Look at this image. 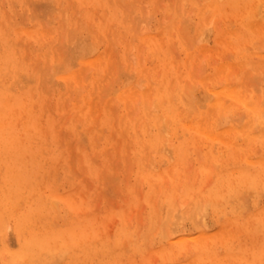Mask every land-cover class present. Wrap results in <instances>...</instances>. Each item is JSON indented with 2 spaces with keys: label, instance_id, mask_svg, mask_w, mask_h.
Segmentation results:
<instances>
[{
  "label": "rangeland",
  "instance_id": "obj_1",
  "mask_svg": "<svg viewBox=\"0 0 264 264\" xmlns=\"http://www.w3.org/2000/svg\"><path fill=\"white\" fill-rule=\"evenodd\" d=\"M3 1L4 0H0V2L2 3V4L0 3L1 4L0 5V11H1L0 12V19H1L0 20L1 21V23H0V34H1L2 29H3V31H6L8 33H12L13 29L20 30V31H18V30L15 31L12 34H13L14 39H16L17 41L20 40V42L18 41L19 44H17V48H18V51L20 54L18 56L21 59L23 58V62L21 61V59L20 60L17 59L14 63L9 62L11 69H10V67L4 68L0 72V83H2V84H0V89L1 88H4V89L7 88V91L10 92V98H11L10 99L11 100L10 106L13 108L11 113H9L7 115H0V119L2 118L1 119L2 123L9 125V127L11 128V129H5L4 130L2 128L1 122H0V133L2 131H4V132H2V139L0 141V162H1L0 167H2V169L0 168V171L2 172V173H0V181H1L0 182V235L2 233L4 237L8 236V238L6 239L7 240L6 244L8 246H10V249H11L10 252L11 253L14 251L20 252L22 242L24 243V241L26 239H29L31 237V227H33V225H32L33 221L35 223L34 227H35L36 232L39 235L41 234V236L43 235L44 238L48 236V231L52 232V233L62 232V233H65V235H64L65 237H62L65 240H57V239H54L52 236H48L49 238L46 239V241L48 242V244L50 243L51 247H53L51 253L48 255V253H44L42 251L43 254H41L40 257L36 258L37 260H35V259L31 260L30 258H32V257L29 254H26L23 257H27L25 260L29 259V261L28 262L25 261V263H22V261L24 262V260H22L23 257H21L19 259V261L17 260L14 262L13 260H11L10 252L6 251L5 252L6 257H3V256L0 257V264H11L12 262H14L13 264H32V263L34 264V262L36 264H39V263L40 264H42V263L43 264H46V263L50 264V262L52 264H58V263L59 264H88V263L89 264H130V263L148 264L147 262H149V264H152V263L153 264H164V263L165 264H175L176 262H177V264H190L192 262V260L194 262L195 259H196V262H194V263L192 262L193 264H195V263L196 264H215L213 262L215 260L214 259L215 256L223 257L221 259L223 261H219L221 264H240V262L243 261V259H245V261H246L245 264H264V258H263L264 257V255H263L264 254V245H263L264 244V213H262V210L264 211V207H263V205H264V188H262V187L259 188L258 192H255V195L252 193H249L248 191H246L247 190V187H246L247 182H245L244 179H242L240 177L241 176L240 167L242 166V163L245 162L246 156H248L246 153H248L250 155H253V153L255 155H257V154L261 155L262 149H264V147H263L264 146V138L258 136V135H260L258 133L260 127L255 128V132H253V134L255 133V135H256L255 139H253V140L250 139L249 143H248L249 145H246V143L241 145L244 147V149H243V147H240V144L235 143L234 149H235L236 154L232 153V149L230 148V146L227 145L226 142H224V141L221 142L219 140V138H216L214 140L209 139L210 141L205 139V141H204V140L200 139L201 137L198 134L199 136H197V138L195 140H192L191 143L189 142L190 147H189V151L187 152L188 154L186 157H185L186 153L182 156L180 164H177L174 166L173 163L175 162V159L172 158V159H170L171 163H168L167 165H164V166L161 165L160 170H162L163 172L162 171H160V172L164 173V174H161V175H163V177L160 179H156L157 182L155 181L154 185L151 186L150 181L147 182V180H145L144 177L139 173L140 169H142V167L140 166L141 165L140 160L144 159L146 163H149L148 167H150V168H152L150 166V164L152 165V163H151L152 160L154 163L160 164L161 161L159 159H160L162 152H157V149H158L157 147H152L149 145L150 141L154 139V137L157 135V133H159L160 130L156 126H153V127L151 126L154 129V131L156 130L154 132L155 135L153 136V138L150 136V134L147 135V132L144 130V127L147 125L150 126L149 123H151V122L149 120H147V118H146V117H148V115L147 114L145 115L143 112V102L140 98H138L139 100H137L135 102L134 108H133V111L134 110L135 111L140 110V112L138 114H137V112L136 113L133 112L134 114L130 113L129 115L131 117L129 116L128 117L129 120H126V119H123V117H122V115L125 113V110H126L125 109L126 104L121 100H119L120 101L119 102L117 97H116V95L119 94L121 91L120 90V91L116 92V90L119 88L120 85L123 84V82L126 80L125 78L128 77V74H130V66L127 64V62H128L127 60L130 59L132 64L134 62H135L134 64H136V62H138L139 60L140 61L143 60V62H145V64L149 66V68L146 69V71L143 73V75L144 76L146 75V77H147V75L150 74L151 77H153V76L155 77V80L153 83L154 88L156 89L157 87L163 85L164 86L163 88H166L165 89L166 93L168 95L170 93H171V95H173V96L170 95L171 98H173V100L171 102L175 103V104L177 103L178 106L181 108L178 111L179 115H181L180 114L181 112L183 113L181 116L178 115L180 117V118H178L179 124H181L184 121L185 117L187 116V114H186L187 106H185V105L189 104L190 107L197 110L200 105L205 103L206 100H205V98H203V95H204V91L206 88L202 84V82H200V81L205 76H207V74H213L214 73L212 71L213 70L212 69L213 68V62L216 61L215 64H220L221 58H223V57H226L225 60H227V61H231V62L236 61V53L238 51H237V48H235L236 46L234 45V43H233L234 48L231 45L225 49L222 47L221 44L217 43V41L215 39V35L212 32V34L209 37V41H210L209 48H210V50L208 49L207 51H205L203 53V55L201 56L202 58L200 57L201 59L197 60L198 63H196L194 66L195 68H193L195 70H191L192 71L191 73H189V74L186 73L187 70H185V67L181 66L180 72H184V71L185 72L181 75L180 78H177L174 73H167V69L164 67L163 60H161L159 57V55H161L162 53L161 54H155V53L150 52L151 51L150 49H155V46H156L155 43H153V42L152 43L142 42L141 44H143V45H140L141 48L137 46L140 43L139 36H141L144 32H146L148 30L152 34L156 35L155 38L160 39L159 41H161V49H162L161 51H164V53H171L172 52L174 54V56L178 57L177 58L178 60H183V58L186 57V52L182 49L183 44H186V43H183V42L184 41L188 42L187 39H189L190 35H193V33L190 32L189 28L187 29L186 27H188V25L190 24L189 27L192 28L191 25L193 26V23H195V21L198 20L197 15H196L198 10H192V5H193V4H191L192 0H187L185 8H183V9L181 8V3L179 0H174V1L173 0L172 1L171 0H166V1L165 0H158V1L156 0L157 3L159 2L161 4V5L159 4L160 5L159 7H157V3L155 2V0H142V1L141 0H138V1H135V0H119V1L112 0L113 5H111L112 3H110L111 2L110 0H99L98 3H96V4H95V2H96L95 0H52V1L51 0H49V1L48 0H37V1L36 0H28V1L27 0L26 1L25 0H5L4 2L6 5H3L4 4ZM42 1H43V3H42ZM47 1L52 2L51 4H53V3H55V4L50 6V5H48L50 3H47ZM102 1H103V4H102ZM122 1H123V5H121ZM132 1L137 4V8H136V4H134V7H130L131 3H128V2H132ZM219 1H220L219 4H222L223 0L222 1L219 0ZM11 2H13V3H11ZM14 2H15V6H14ZM24 2H28L27 5ZM37 2L38 3L40 2L42 4L39 3L40 4L39 5ZM116 2H120V3L118 4ZM173 2H174V4H173ZM201 2H202L201 7L206 6V8L208 9V14L211 17H214L215 21H217L219 19L218 20L220 23L219 25H221L220 31H224L226 28L227 29L229 28L232 30H237V29L243 30L244 29L242 27L241 23L238 22L240 20H235L234 16H231L233 18V20H230V19H232L231 17H229L226 13H222L220 10H218L219 4L213 3V1H210V0H201ZM256 2L258 3V1H256ZM69 3H70V6H69ZM169 3L172 4L173 7ZM22 4H23V6H22ZM163 4H164V6H162ZM208 4H210V6H208ZM256 4H254V5H256ZM31 5H33V6H31ZM56 5L57 6L61 5L62 7L60 6V7L56 8L57 7ZM85 5H86V7H85ZM140 5H142V8ZM36 6L37 7L41 6V8H38L40 10H37ZM52 6H54V9L56 8L55 11H53ZM153 6L156 7L153 9L156 11L158 10V12H156V11L152 12V10H150L151 14H148L146 12L143 15L145 17L143 19H141L143 17L142 14L145 12V9H146V11H147V9L149 11V9H152ZM2 7H5V8L2 9ZM14 7H15V9H14ZM83 7L86 9H84ZM128 7H129V10L126 11ZM178 7H179V9H178ZM172 8H173V10H172ZM180 8H181L182 12H181ZM189 8H191V9H189ZM41 9H43V10H41ZM176 9H178V11ZM34 10L37 13H39L41 11L39 13V14H41V15H39L41 17H39L38 14L34 12ZM46 10L48 13H46ZM190 10H192L191 11L192 13L190 12ZM227 10L230 11L229 9H227ZM4 11H6V13L7 12L8 13L6 14ZM17 11L20 13V15H18V14L13 15V13H17ZM42 11L43 12L45 11V13H43ZM186 11H188L189 13ZM125 12H127V14ZM159 12H161V13L163 12L162 13L163 16H161L162 14ZM178 12H180V13L177 14ZM29 13L31 16H34V17L31 18ZM166 13L168 15H166ZM35 14H37V15H35ZM154 14H156V15H154ZM127 15H131V16L134 15L133 17L136 16L135 19L134 18L133 19L137 22H134V20H133V23H132L131 18L129 17L130 19H128ZM36 16H37V19H36ZM138 16H139V18L140 17L141 18L140 19L137 18ZM165 16H167L168 18L167 17L165 18ZM193 16H194V18H193ZM12 17H13V19H12ZM14 17H16V18H14ZM73 17H75V18H73ZM91 17H92V19H91ZM147 17H148V19H146ZM181 17H183V18H181ZM219 17H223V18H219ZM2 18H5V19H2ZM10 18L12 20H15V19L16 20L12 21ZM95 18H96V20H95ZM123 18H125V19H123ZM158 18H159V20H158ZM160 18H161V21H163V23L160 21ZM21 19L24 23L19 21ZM24 19H26V20H24ZM50 19L53 21L51 22ZM127 19H128L127 26H125L126 22L124 23L123 20L126 21ZM257 19L259 20L260 29H258V31L256 33L250 34L249 35L250 38H247V39L251 40V36L254 40L258 36L259 37L256 39V41L251 40L250 42H252V44H250V46H249V43H250L249 40H248L249 43L246 42L247 41L246 40L243 42L246 44H244L243 46L241 45L242 47L245 46L244 48L247 47L248 50L251 52L258 50V48H259L258 46H261L260 44H263V42H264V38H263L264 37V34H263V31H264V14L259 13L257 16ZM9 20H11L12 22L11 21L8 22ZM40 20H42V21H40ZM48 20H50V21L48 22ZM186 20H189V22ZM16 21L17 22L19 21L18 25H16L17 23L15 24ZM139 21L142 22V24ZM155 21L156 22L160 21V23L159 22L156 23ZM164 21L166 23H164ZM4 22H5L6 26H5ZM26 22H27V24H26ZM228 22H231V23H228ZM13 23H14V25H11ZM20 23H22V24H20ZM45 23H47V24H45ZM81 23H83V24H81ZM137 23L140 24L139 26H141V27L144 25L141 28L142 30H140V27L138 25L136 27H133ZM186 23H187V26H186ZM2 24H4L3 28H2ZM8 24H10V25L8 26ZM80 24L82 27L80 26ZM84 24H86V25H84ZM123 24H124V26H122ZM128 24H129V26H128ZM160 24H163V25H160ZM183 24H185V27L183 26ZM75 25H78V26H75ZM130 25H132V26H130ZM148 25H150V30L146 29V26H148ZM179 25H180V29L178 27ZM85 26H86V28H85ZM8 27H9V29H8ZM87 27L91 31L90 30L88 31ZM137 27L139 28V30ZM181 27H182V29H181ZM70 29H72V30H70ZM77 30H78V32H77ZM86 30H87V32H86ZM125 30H126V32H124ZM170 30H171V32H170ZM40 31L43 32L42 35L40 34ZM72 31H73V34L68 35V33L69 32L72 33ZM93 31H94V33H93ZM95 31L96 32L100 31V32L96 34ZM135 31H137L139 33L135 32ZM179 31H180V33H182L183 31H187V32H183L182 36L183 35L184 36L180 37L181 34L179 33ZM44 32H46V33L44 34ZM90 32L92 33V35ZM114 32H116V33H114ZM129 32H130V34H129ZM133 32H135V35H133L134 34ZM16 33H19L20 35L19 34L16 35ZM79 34H81V35H79ZM120 34H121V36H123L122 38H121ZM107 35H108V37H107ZM188 35H189V37H187ZM78 36H80L81 38H79ZM118 36L120 38L117 39ZM261 36H262V38H261ZM0 37H1V35H0ZM82 38H85L84 39L85 41L87 38L89 41H92L91 43L94 42L95 45H98L99 52L105 51L106 54L112 55L111 62H110L111 63L110 68L106 71V75L103 76V80H102L101 84L97 87V89H96L97 93L94 91L91 93V91H92L91 80H92V76H93L94 72L96 71V67L88 69L89 71H87V69H84V70L82 69L80 71V74H79L80 75L79 82H77V83L67 84V83H65V81L63 79L60 78V76L65 72L63 69L65 67H67L68 63L71 60H74V59L76 60V57L78 56L77 53L79 50V43H80V40H82ZM71 39H72V41H71ZM93 39H94V41H93ZM99 39H100V41H99ZM88 40L86 42L88 44H90V42H88ZM117 40L119 43L117 42ZM131 40H133V42ZM234 40H237V39L234 38ZM257 40H258V42H257ZM260 40H261V42H260ZM47 41H48V43H47ZM96 41H98V42H96ZM170 41H171V45L169 44ZM100 42H102V43H100ZM113 42H114V45L112 44ZM253 42H256L257 44L253 43ZM20 43H22V44L20 45ZM23 43L26 45H24ZM132 43L134 46L132 45ZM45 44H47V45H45ZM173 44L176 46H174ZM75 45H76V47H74ZM115 45L117 47H115ZM24 46H26V48ZM113 46H114L113 50H115L116 52L111 50V47H113ZM143 46H144V48H143ZM0 47L2 48V45H0ZM125 47H127V50H128L127 54L131 52L129 55L131 56V58L134 62H132L129 55H128L129 58H127V60L124 59V57L122 56V53H123ZM173 47L174 48L176 47V50H174ZM34 48L36 49L35 51H33ZM51 48H53L52 51H51ZM115 48H117L118 50ZM142 48H143V51H142ZM168 48H171V49L168 51ZM230 48L231 49L233 48V50H230ZM192 49H195V47H193ZM218 49H220V51ZM25 50L28 52H26ZM54 50H56L57 52L55 51L56 52L55 53ZM71 50H72V52H71ZM23 51H24V53H23ZM138 51H141V52L138 53ZM116 53H117V55L115 56ZM141 53L143 55H141ZM145 54H148V55H145ZM226 54L227 55L230 54V56L227 57ZM140 55L143 58H141V57L139 58ZM211 55H212V57H211ZM117 56L119 58H117ZM203 56L207 57V59L204 58ZM53 57H54V59H53ZM219 57H220V59H219ZM57 58L60 60V61H58V63L60 62L59 64L57 62H55L56 60H58ZM61 58H63L65 61L63 60V62H62ZM116 58H117V60H116ZM209 58L212 60H210ZM257 58H256V60H259V58L258 59ZM61 62H62V64H61ZM204 62H206V63L204 64ZM18 63H19V65H18ZM20 63H22V65ZM53 63H55V65H56V66L54 65L55 67L52 65ZM65 63H66V65H65ZM116 63H119V64L122 63L121 64L122 67H121V65L120 66L118 64L116 65ZM207 63H210V64L207 65ZM123 64H124V66H123ZM20 65H21V67H19ZM61 65H63L64 68H62ZM73 66H74V64L72 65V67L71 66L70 67L74 68V69L79 67V65H75V67H73ZM116 66H118V67H116ZM201 66H203V67H201ZM17 67L20 68V69H18L19 72L15 71V69ZM24 67H25V70H27V72L24 70ZM197 67H199V68H197ZM32 68H33V70L37 69V71L33 72V70H31ZM115 69L117 70V72ZM200 69L203 73L200 71ZM260 69H261V72H260ZM8 70H10V72ZM50 70H51V73L48 72ZM53 70H55V71H53ZM57 70H60V71L62 70V72H58ZM42 71L44 73L43 74L44 76H41ZM134 71H136V69ZM150 71H151V73H150ZM29 72H31V73H29ZM57 72H58V74H57ZM196 72H198L199 75ZM245 72H246V70H245ZM258 72H259V74H258ZM84 73H87V74L85 75ZM134 73L137 77H135V79L132 80L133 83L138 82V80H139L138 76L142 75V74H138L137 72H134ZM6 74H7V76H6ZM30 74H32L33 76H31ZM55 74H56V76H55ZM251 74H252V76H251ZM260 74H261V76H259ZM21 75H22V80L19 79L20 77H18ZM23 75H24V79L26 81L29 80L30 83H28V85H26V83L23 84L24 82H26L23 79ZM29 75H30V77H29ZM194 75H196V76H194ZM253 75L254 76L256 75L255 78L253 77ZM26 76H27V78H31L32 81H30V79H26ZM85 76L87 78V81H85V80L83 81V79H86ZM33 77H34V79H33ZM41 77H42V79H41ZM165 77H166V79H163ZM15 78H16V80L19 81L18 82L19 85L17 84V81L14 80ZM247 78H248L247 83L249 84V82H251V85L249 84L250 86H252V85L254 86L255 84H258V87L256 85V87L254 86V88L260 89L261 92L264 90V79H262V78H264V59H261L260 63H258L254 68L249 69V72L247 73ZM256 78L258 80L260 78V80L258 81ZM20 80L22 83L20 82ZM109 80H110V82L112 81V84H109L110 83ZM120 80H122V81H120ZM89 81H90V83H89ZM188 81H190V82H188ZM209 81H211V80L209 79ZM39 82L41 85L39 84ZM47 82H48V84H47ZM59 82H60V85H58ZM142 82H143V84H145V79ZM175 82H176V84L174 85ZM252 82H255V84H253ZM13 83H15V84H13ZM20 83L23 86L20 85ZM61 83H62V86H61ZM103 83L105 84V86L103 88H101L103 86ZM34 84H35V86H34ZM42 84H44V85H42ZM192 84H193V86H192ZM172 85H174L173 88H172ZM19 86H21V88ZM38 86H40V88ZM42 86H45L44 88H46V89H44ZM259 87H261V88H259ZM30 88H32V89H30ZM107 88H109V89H107ZM190 88H192V89H190ZM43 89H44V91H43ZM80 89H81V91H80ZM82 89H86V90L82 91ZM199 89H201V90H199ZM100 90H101V92H100ZM31 91L34 93H32ZM75 91H77V92H75ZM153 91H154V93L150 92L151 94L149 97V102L155 101V98H153V97L157 98L156 91L155 90H153ZM182 91L184 93H186V92L187 93L184 94ZM90 93L92 94L91 96H93V99L91 100L92 102L88 104L87 100H88V96ZM263 93H264V91L262 92V95H264ZM31 94H33V96H31ZM74 94H76V95H74ZM194 94H195V96H194ZM24 96H25V98H24ZM67 96H69L70 98ZM75 97H76V99H74ZM191 97H193V98H191ZM100 99H101V101H100ZM182 99H183V101H182ZM117 101H118V106H116ZM64 102H66V105ZM232 103H233L232 99H229L228 102H226V104L228 105V107H227L228 109L225 108L224 112H222L221 114L216 113V115L215 114L213 115L212 120H213V122L216 120L214 122L215 125L217 124L216 122H219L220 124L217 125L218 127L222 126L223 128H226L227 126H229L230 122L229 123L224 122V123H226V125L225 124L223 125V122H221V121L225 120L226 115H228L229 113H232L229 115L234 116V113L241 112L242 109L244 108L243 106H240V107L236 106L237 108L235 109L234 104H232ZM195 106H197V108ZM183 107H184V109H183ZM106 108H107V110H106ZM238 108H240V109H238ZM232 109H234L235 112ZM98 110H99V112H98ZM227 110H229V112H227L224 115L225 111H227ZM13 112H14V114H13ZM22 114H23V116H22ZM96 114H99V115H96ZM114 114H116V115H114ZM222 115H223V117H222ZM217 116H218V118H217ZM79 117L82 119H80ZM181 117H184V118H181ZM76 118H78L77 119L78 121L76 120ZM108 118H110L111 120L108 121L107 120ZM142 118L143 119L146 118V119L143 120ZM95 120H97V122ZM146 120H147V122H145ZM64 121H65V123H64ZM137 121H138L139 125L137 124ZM113 122L115 123V125L112 124ZM235 122L237 123V120ZM62 123H64V125ZM108 123H109V125H108ZM129 123H131V125H128ZM135 123L137 126L134 129L133 124H135ZM144 124H146V125H144ZM240 124H243V123L240 122ZM77 125H80V126L76 127ZM70 127H71V129H70ZM85 127H87V130H89V131H86ZM104 127H105V130H104ZM60 129H62V130L64 129L65 131L67 130L65 132L66 134L64 133V131L62 132ZM81 129H82V131H81ZM12 130L14 131L13 132L14 135H12L10 133V131H12ZM106 130H108V131H106ZM124 130L127 133L124 132ZM122 131H123V133H121ZM139 131H141V133ZM79 132H80V134H79ZM82 132L83 133L85 132V134H82ZM61 133H63V134H61ZM102 134H103V136H102ZM120 135H121V137H119ZM129 135H131V136L129 137ZM231 135H232V133H231ZM77 136H79V137L82 136V137L79 138ZM108 136H111L112 138L108 137ZM124 136H126V137H124ZM191 136H192L191 134L187 133L185 135V138H187V139L189 138L191 140L192 139ZM231 137H230V139H231ZM61 138H63V140H61ZM132 138H134V139H132ZM76 139L80 140L81 142L78 140L76 141ZM130 139L132 140V142ZM182 139H184V138L182 137L181 140ZM197 139L199 142L197 141ZM46 141H47V143H45ZM86 141H88V142H86ZM113 141H115V142H113ZM127 141H128V143H127ZM133 141H134V143H133ZM242 141L243 140H241L240 142H242ZM63 142H65V143H63ZM69 142H71V143L69 144ZM120 143H122V144H120ZM126 143L129 144V146L126 145ZM132 143L134 145H131ZM95 144H97V145L95 146ZM195 144H197L198 147ZM250 144H251V146H250ZM81 145H83V146H81ZM88 145H91V146L88 147ZM139 145H142L143 147L140 146L141 147V149H140ZM146 145L149 146V148H147ZM201 145H202V148L200 147ZM107 146H108V148H107ZM7 147H8V149L5 150V148H7ZM105 147H106V149H105ZM195 147L198 151L199 150H201V151L197 152ZM245 147L248 149V151L246 150ZM261 147H262V149H261ZM64 148H65V150H64ZM143 148H144V151H143ZM90 149L92 151V155H90L91 154V152H89ZM104 149L106 152L103 151ZM213 149L215 151H213ZM251 149L252 150L255 149V150L252 151ZM97 150L98 151L101 150L102 152H98ZM129 150H130L131 154H129V152H127ZM148 150H149V153H148ZM5 151H8L7 153H9L10 151H12V152H10L8 155H6L7 153H5ZM224 151H225V153H224ZM255 151H257V152H255ZM103 152L106 154H104ZM125 152H126L125 157H129L128 159L123 156L125 154ZM97 153H98V155H97ZM99 153H101V154H99ZM146 153H148V154H146ZM153 153H155L156 155L155 154L153 155ZM127 154H129V155H127ZM134 154H136V155H134ZM207 154H212L215 157L218 155L221 157H219L220 160H218L217 157L212 158L210 160L212 162H210L207 159ZM219 154H221V155H219ZM14 155H15V157L20 156V160L22 161V163H25L26 166L24 167V171H21V168L18 167V166L21 167L22 166L21 164H19L13 171H10V172H8L7 165H2L3 163L1 160L3 157L7 158L9 161L10 160L12 161L14 159ZM70 155H71V157H70ZM104 155L106 157H104ZM145 155H147V156H145ZM240 155H241V157H240ZM5 156H7V157H5ZM61 157H62V159H61ZM69 157L72 158V162H74V163L69 161L70 160ZM88 157H91V158L88 159ZM94 157H96L98 162L95 160H93V162H92V158H94ZM150 157H153L154 159L153 158L150 159ZM199 157H200V160H199ZM253 157H254V155H253ZM201 158H203V159H201ZM100 159H101V161H100ZM133 159H135L134 162H133ZM146 159H148V160H146ZM15 160L17 161V159H15ZM157 160H159V161H157ZM224 160H225L226 164H225ZM80 161L83 163H81ZM130 161H131V164H130ZM185 161H187V162H185ZM189 161H190V163H189ZM184 162H185V164H184ZM206 162L209 163V166H207L209 168H207L204 165ZM214 162L216 163L217 168L214 167L215 166V164H213ZM59 163H61V165ZM207 163H206V165H208ZM211 163H212V165H211ZM67 164H69V165H67ZM83 164H86V166ZM172 164H173V168H174L173 170L171 168ZM187 164H188V166H187ZM64 165L67 167H64ZM99 165H101V166H99ZM104 165H108L110 167L104 166ZM190 165H192V166H190ZM83 166H85L87 170ZM168 166L170 167L169 169L171 170L170 173H172V171H174L173 174L175 176H173L172 174H169V171H166L168 169ZM197 166H198L197 169H198L199 174H200L199 177H198V172L196 173V170H197L196 167ZM236 166L238 167L237 169H239L240 171L236 169ZM56 167L57 168L59 167L58 168L59 171ZM70 167L73 168L77 174H79V177L78 176L73 177L72 173H75V172H73V169H71ZM165 167H166V169H165ZM210 167H213V169L215 168L212 171V173L209 172V170L210 171L212 170V168H210ZM260 167L263 171H261L262 175L259 177L258 182L261 185L262 184L264 185V166H260ZM187 168H189V170L190 169L191 170L190 171L186 170ZM230 168L231 169L233 168L235 171H232L233 169L231 170ZM82 169H83V171H82ZM116 169H119V170H116ZM129 169L132 172L131 171L129 172ZM45 170H46V172H49V170H50V172H49L50 175H49V173H46ZM55 170H57V171H55ZM86 171L88 172V174L86 173ZM102 171H103V173H102ZM104 171H105V173H104ZM148 171H149V169L146 170L145 172H148ZM179 171L182 173L180 174ZM223 171H225V178L224 179H223V177H221ZM56 172H58V173L60 172L59 177H56L57 176ZM115 172H116V174H114ZM188 172L190 175H188ZM23 173L26 174L25 180L23 182H21V185L20 184L18 185L17 190H14L15 187L13 188L12 183H15V182H13L11 176L16 177L19 174H23ZM67 173H70L69 174L70 176L67 175ZM98 173H99V176H98ZM186 173H187V177H188L187 179L188 180L186 179ZM47 174H48V177H47ZM85 174H87V175H85ZM166 174L168 175V177L166 176V179H165L166 181H165L164 178H165ZM194 174H196L197 177ZM71 175H72V177H71ZM105 175H106V178H105ZM107 175L110 176V178L107 177ZM126 175H127V177L125 178ZM137 175L138 176L140 175V177H138ZM181 175H182L183 179L180 177ZM50 176H51V178H50ZM74 176H76V174ZM118 176L121 178V180L118 179L119 178ZM114 177L116 178L115 182L113 179ZM194 177H196L197 179L194 180ZM208 177H211V178L208 179ZM232 177H234V178H232ZM122 178L123 179L125 178L124 179L125 182H124V180L122 182ZM138 178H140V180ZM108 179H110V181L113 179L112 180L113 184H111L112 182L110 183V181ZM39 180H41V181H39ZM117 180H119V182ZM179 180H181V181L183 180L181 183V186H183V187L179 186L180 185ZM185 180L190 181V182H186ZM193 180H194L195 184L193 183ZM207 180H208V182H207ZM54 181L59 183V187H57V189H56V186H58V184H56ZM74 181H75V183H74ZM138 181H140L141 183H139ZM159 181L162 183V185ZM234 181H235V183H234ZM165 182H167V184ZM178 182H179V184H178ZM231 182H232V185L230 184ZM26 183H27V185H26ZM114 183H116V184L114 185ZM120 183H121V185H120ZM164 183L166 185H163ZM169 183H171V184H169ZM54 184H55V186L53 188ZM62 184H64L65 186L63 185V187H62ZM137 184L138 185L141 184L142 188L140 186H138ZM244 184H245V186H244ZM156 185H158L157 187H159V189H157ZM168 185H171L172 187L170 186L171 187L170 188ZM203 185H206V186H203ZM35 186H36V188H35ZM43 186H44V188H43ZM107 186L109 188H106ZM135 186H136V189L138 188L139 190L138 189L136 190ZM188 186H190V190H192V192H190V190H188ZM81 187H82V189L83 188H85V189L82 190ZM111 187H112L113 191H112ZM125 187H126V189H125ZM167 187H168V189H166ZM178 187H179V189H178ZM202 187H203V189H202ZM232 187H234V188H232ZM239 188H240V190H239ZM244 188H246V190ZM77 190H78V192L76 193L75 191H77ZM126 190L127 191L130 190L133 193L130 191H128L129 192L128 193ZM134 190H136L137 192L141 191L142 192L141 196L139 195L140 193H138V195H137V192H135ZM165 190H168V191H165ZM174 191H176L177 194L174 193ZM153 192L156 193L158 196L156 194H155L156 195L155 196ZM165 192H167V194H165ZM189 192H190V198H188ZM193 192H195V193L193 194ZM200 192H202L201 194H202L203 198H206L207 200L209 198V201H206L204 199L206 202L203 203L204 200H202V196H201V198L199 196ZM231 192H233V194L235 192L237 193V195L235 194V197L234 196L231 197L232 198L231 200L234 199V202L226 199L228 194H231ZM241 192L244 194H245V192H247V193L244 195ZM259 192H262V194H260ZM31 193L32 194L34 193V194L32 195ZM67 193L69 196L74 194V196H72V197L70 196L71 200H73V202L70 206L66 205L64 203V201L62 199H60V196H59V195L67 194ZM81 194H83L84 197ZM124 194H125V198H124ZM43 195H44V198H43L44 200L42 199ZM163 195H165L164 198H163ZM175 195L177 196V198ZM241 195H242V197H241ZM5 196L7 197L6 200H4ZM24 196H25V198H24ZM132 196H133V198H132ZM138 196H140L141 199ZM185 196L187 197V198H185L187 204H185V206L182 208V210L180 212H182L185 207L187 209V205H189L190 207L188 206V209L186 210L185 213H187L190 217L195 216V219L192 218L191 221H193V219H194V222L198 221V223L195 222V224H194V222H192V224H191V221L189 220L191 218L187 217L188 215L185 214V215H187L186 219L188 221H186V219H183L182 225L184 227H186V229H187V231H185L186 234H189L191 232L194 235H199V236H197L198 239H196L198 241H195L193 239L194 235L190 234L187 236H189V240H191V241H189V240H187V241H189V243L191 245L187 241H185V243H183V245H180L181 247L173 246V248H175L176 250L175 249L172 250L171 247H170L171 250L168 249L169 247L165 248L163 250L164 246H166V244H168V240L166 237L167 236V229L164 228L165 227L164 226V224H165L164 220H166V218H167L166 213L168 210L167 209L168 206H165L164 204L168 203V199L175 197L173 205L175 204V201H178L179 203L176 202V205H174V206L179 207L181 202H185V200H183ZM236 196H237V198H236ZM255 196L257 199L255 198ZM150 197H152V198H150ZM153 197H154V199H153ZM224 197H225V199H224ZM149 198H150V200L153 201V202L151 201L152 204L155 203V201H156V204H154V210L156 209V206H157L156 211L151 210V209H153L152 208L153 205L150 204ZM192 198H193V201L191 200ZM198 198H200L199 201L197 200ZM57 199L59 200V202L57 201ZM92 199L94 201V205H93ZM210 199H212V200H210ZM218 199L220 200L221 204L219 203ZM223 199H224V201H223ZM241 199L244 200V204L242 203L243 200H241ZM17 200L18 201L20 200L21 203L17 202ZM51 200H53V202H51ZM133 200H134V202H133ZM201 200H202L203 204L201 203ZM97 201H98L99 205L95 204V203H97ZM189 201L191 202L190 203L191 205L189 204ZM210 201H211L210 207L208 206V209L204 212V210H203L204 207L206 206L207 202L209 203ZM237 201L239 203H242L243 205L239 204ZM16 202H17V204H16ZM132 202L134 203V205ZM139 202H142L143 204L140 205L141 203L139 204ZM55 203H57V204H55ZM62 203H64V205ZM194 203H195V206H194ZM200 203H201V205H200ZM237 203L239 206L240 205L241 206L240 207L236 206ZM245 203L247 205L246 207H245ZM91 204H92V206H91ZM138 204H139V207H138ZM197 204H199L198 208L196 206ZM53 205L56 206L57 208L59 207L58 209L60 210V212L58 209L53 207ZM96 205H97V207H96ZM128 205H129V207L126 208ZM143 205H145V206H143ZM151 205H152V207H151ZM161 205L162 206L164 205L162 210L159 208V207H161ZM261 205H262V207L260 210L257 207H260ZM130 206H132V208ZM142 206H143V208H142ZM193 206L196 207V209L195 208L193 209ZM232 206L234 207V209ZM243 206L245 208H247L246 209L247 211L244 209ZM12 207H13V211L16 208L14 211L15 214H17V215L24 214V216H27V218L32 220V222L29 223V225H28V223L24 224V228L22 229L21 234H20L19 229L17 228L16 218L14 216H12V214L10 212V209H12ZM44 207L47 208L46 213H45ZM82 207L85 209V212H84ZM200 207H202V208H200ZM227 207L229 208V210H226V209H228ZM66 208H68V209H66ZM136 208L138 210H136ZM124 209L126 212H127V210L130 209L129 211H131V213L129 214V212H127L128 215H127V213L125 214ZM197 209L200 210V212L197 211ZM241 209L243 210V212ZM56 210H58V211H56ZM91 210H93V211L95 210V212L92 213ZM145 210H146V212H145ZM190 210H192V212ZM195 210L197 211L196 213H195ZM107 211H110V214H107ZM226 211H228V214ZM256 211H257V214H256ZM58 212H59V214H58ZM61 212H63V214H61ZM98 212H99V215H98ZM115 212H117V213H115ZM118 212L121 215H118L119 214ZM152 212H153V214H152L153 217H150ZM189 212H191L192 214L194 212L195 215L189 214ZM229 212H230V214H229ZM39 213L43 217H41ZM67 213H68V215H66L67 219H65V214H67ZM182 213H184V211ZM48 214H50V215H48ZM55 214H57L56 219H55V216H56ZM144 214H146V215H144ZM157 214L159 217L157 216ZM161 214H162V216H161ZM196 214H197V216H196ZM238 214H239V217L237 216ZM59 215H60L61 219L59 218ZM75 215L77 216V218L75 217ZM114 215H116V216L114 217ZM123 215H124L125 219H126V217H125L126 215L129 219L127 218L126 219L127 221H126L123 218ZM142 215H144V218ZM203 215H205L207 218L202 217ZM235 215L237 217H234ZM38 216H40V218ZM155 216L158 217V218L156 217L157 220H155ZM160 216L162 218H160ZM5 217L7 218V220L9 222L6 220ZM37 217L39 218L38 224L36 223ZM229 217H231V218H229ZM122 218L124 219L125 223L123 222ZM151 218H153V221L151 220ZM162 219H164V220H162ZM249 219H250V221L252 219V221L250 222ZM56 220H58V221H56ZM106 220H108V221H106ZM141 220H143V221H141ZM154 220L156 221V225L158 224L157 227L155 224H154L155 226L152 225V222L155 223ZM158 220H159V222H157ZM115 221H116V223H115ZM245 221H246V223H245ZM259 221H260V223H259ZM44 222L47 226L44 225ZM63 222H65L64 225H62ZM105 222H107V223H105ZM129 223H131V224L129 225ZM161 223H163V225ZM201 223H203L204 225ZM150 224L153 227H151L152 229H150V230L148 229V231L151 232V235L153 237H151L150 232L146 231L147 228L150 227ZM189 224H191V225H189ZM197 224H200L201 227ZM239 224H242V225H245V227L251 228V230H249L250 232L244 231L243 228L239 229L238 228ZM30 225H31V227H30ZM160 225H161V228H160ZM118 226H119V228H118ZM127 227H129V228L127 229ZM142 227H143V229H142ZM46 229H48V231ZM73 229H76L78 231V234H76V238L72 242L73 245L67 244L66 240H70V238H71L69 235H67V232H68V230H73ZM124 229H125V231H124ZM134 229L139 230V231L135 232L136 230H134ZM190 229H192V230H190ZM6 230H8L7 232H9V233L11 231V233L13 234V235L12 234L11 235L13 236L14 241L16 243L13 241V238L11 235H10L11 239H9L10 238L9 235H6L7 233L4 234L6 232ZM140 230L146 231V233L142 232ZM1 231H3V232H1ZM107 231H109V233ZM152 231H153V233H152ZM192 231L193 232L198 231V232L193 233ZM234 231L237 233V235H236V233H233ZM103 232H104V235H102ZM132 232H133V235L131 234ZM230 232H232V233H230ZM142 233H144V235L147 234L148 236L146 235V238H143L144 236L142 235ZM157 233H158V236H156ZM200 233H202V236L205 235L206 237H208V236H210V237L209 238L201 237ZM209 233H211V234H209ZM227 233H229V234H227ZM207 234H208V236H207ZM212 234H213V236H212ZM233 234H235V235H233ZM131 235H132V237H131ZM254 235L256 238L254 237ZM211 236H212V238H211ZM219 236H222V237L218 238ZM19 237L22 238V240ZM96 237L97 238L102 237V238H99V240L96 239V241H94ZM134 237H136L138 240V242H135L136 244L134 243V240L135 241H137V240H136V238L134 239ZM149 237H150V239H149V241H147ZM223 237H225V238H223ZM248 237H251V238H248ZM126 238H128V239L132 238L134 240H132V239L128 240L127 239V241H126L125 240ZM201 238H204L205 242L203 241V239L201 240ZM217 238L219 241L217 240ZM253 238H255V239H253ZM116 240H117V242H116ZM145 240L147 241L146 243H148V249L150 246L151 247L150 249L152 250V248H153L155 253L153 252V250L151 251L150 249L149 250L144 249V248H147V246H144V245H147L145 243ZM1 241H2V238H0V243H2ZM8 241L10 243H12V241H13L12 247H11V245H9ZM63 241H66V243H64ZM109 241L110 242L112 241V242L109 243ZM129 241L130 242L132 241V242L129 243ZM158 241H159V243H158ZM201 241H203L202 244H201ZM243 242H244V245H242ZM88 243H90V244H88ZM123 243H126V244L123 245ZM140 243H142V244H140ZM149 243H150V245H149ZM74 244H76V245H74ZM112 244H113L114 248L112 247ZM114 244L116 245V248L119 247L118 250L115 249ZM117 244H120V245H117ZM139 244L141 245V247H139ZM136 245H138L137 247L140 249V251L136 247ZM189 245H190V247H193V248H190ZM239 245L242 246L241 252H243V253L240 252L241 254L238 253L239 252ZM127 246H128L129 252L126 254L125 251H127V248H126ZM160 246L163 248L161 249ZM262 246H263V250H262ZM131 247H132V249H131ZM154 247H156V249ZM2 248H3V245L0 244V252H2L1 251V250H3ZM122 248L125 250L124 252H123ZM133 248H134V250H133ZM158 248H159V250H158ZM114 249H115V251H113ZM137 249H138V251H135ZM203 249L208 250V252H210V251L213 252L214 253V255H212L213 257L212 256L208 257L207 252L204 254L203 257H200L199 254L201 253V251ZM260 249L262 250L261 251L262 253L260 252L261 254L258 253L255 255V251H260ZM119 250H121V251L118 252ZM177 250H178L177 253L179 254V256H178V254H173V252L176 253ZM182 250L185 251L186 256L188 253L187 257L185 255H183L184 252L182 253L181 252ZM60 251H62V253H59L61 255V257H59V254H58V252H60ZM143 251H144V253H143ZM52 252L55 254L54 258H53L54 255ZM109 252H111V253H109ZM121 252H123V253H121ZM230 252H231V256H229V254H228ZM63 253H66V254H63ZM164 253H166V254L164 255ZM168 253H169V256H168ZM236 253H238V254H236ZM45 254H47V255H45ZM62 254L64 255L65 258L62 257L63 256ZM133 254H136L137 256L133 255ZM42 255H43V257H42ZM50 255H51V257H50ZM80 255L81 256L83 255V256L81 257ZM172 255L174 256V258H176L175 260L172 257ZM47 256H49L48 257L49 260L50 259H52V260L47 261L48 260ZM96 256H97V258L95 259ZM176 256H178V257H176ZM151 257H154V258H152V260H151ZM4 258H6V259H4ZM45 258L47 260H45ZM55 258H56V261H58L60 259L61 262L58 261L56 263ZM88 258L90 259V261ZM172 258L174 261L172 260ZM153 259H155V260H153ZM53 260L55 261V263H53ZM78 261H79V263H78ZM139 261H140V263H139Z\"/></svg>",
  "mask_w": 264,
  "mask_h": 264
},
{
  "label": "bare ground",
  "instance_id": "obj_2",
  "mask_svg": "<svg viewBox=\"0 0 264 264\" xmlns=\"http://www.w3.org/2000/svg\"><path fill=\"white\" fill-rule=\"evenodd\" d=\"M5 1V0H4ZM3 1V5H6L5 4V2ZM26 1V0H25ZM28 1V0H27ZM37 1V0H36ZM49 1V0H48ZM47 1V3H50V4H48V5H54L55 3H53V4H51L52 2H48ZM52 1V0H51ZM96 2H95V4L96 3H98V1L99 0H95ZM111 1V2H110ZM109 2L110 3H112L111 5H113V2H112V0H110ZM116 1V0H115ZM117 1H119V0H117ZM135 1H138V0H135ZM142 1V0H141ZM158 1V0H157ZM157 1L155 0V2L157 3ZM166 1V0H165ZM172 1V0H171ZM174 1V0H173ZM180 1V3H181V8L183 9V8H185V5H186V1L187 0H179ZM210 1H213V3H217V4H219V0H210ZM222 1V0H221ZM256 1H258V3L256 2ZM70 2V1H69ZM192 3L191 4H193L192 5V10H198L197 11V13H196V15H197V18H198V20H196L195 21V23H193V26L191 25V27L192 28H190L189 27V25H188V27H186L187 29L189 28V30H190V32H192L193 33V35H190V37H189V35L187 36V37H189V39H187V41L188 42H183V43H186V44H183V47H182V49L186 52V57L185 58H183V60H178L177 58L178 57H176V56H174V54L171 52V53H164V51H161L162 49H161V41H159L160 39L159 38H155V36L156 35H154V34H152L151 32H149L148 30L146 31V32H144L141 36H139V40H140V43L137 45L138 47H140L141 48V46L140 45H143V44H141L142 42H150V43H155V49H150L151 51V53H155V54H161V55H159V57H160V59L161 60H163V63H164V67L167 69V73H174L175 75H176V77L177 78H180L181 77V75L185 72H180V69H181V66H184L185 67V70H187L186 71V73H191L192 71L191 70H195V69H193V68H195L194 66H195V64L196 63H198L197 62V60L198 59H201L202 57V55H203V53L205 52V51H207L208 49L210 50V48H209V43H210V41H209V37H210V35L212 34V32L214 33V35H215V39H216V41H217V43H219V44H221L222 45V47L223 48H227V47H229V46H233V43H234V45L236 46L235 48H237V53H236V61L235 62H231V61H227V60H225V58L226 57H223V58H221V62H220V64H215L216 63V61L215 62H213V74H207V76H205L203 79H201V81L200 82H202V84L205 86V91H204V95H203V98H205V103H203L202 105H200L199 107H198V109L196 110V109H193L192 107H190L189 106V104L188 105H185V106H187V111H186V114H187V116L185 117V119H184V121L181 123V124H179L178 122V118H180L179 116H181L183 113L181 112L180 114L181 115H179V110L181 109L179 106H178V104L176 103H172L171 101L173 100V98H171V96H173V95H171V93L168 95L167 93H166V88H163L164 86L163 85H161V86H159V87H157L156 89L154 88V86H153V83H154V80H155V77L153 76V77H151V75L149 74V75H147V77H146V75L144 76L143 75V73L146 71V69H148L149 68V66L148 65H146L145 64V62H143V60L142 61H138V62H136V64H134L135 62L132 60V58H131V56L129 55L130 53H128L127 54V52H128V50H127V47H125L124 48V51H123V53H122V56L124 57V59H126L127 60V58H129L128 57V55L130 56V58H131V60H132V62H134L133 64L131 63V61H130V59L129 60H127L128 62H127V64L130 66V74H128V77L127 78H125L126 80L123 82V84L122 85H120L119 86V88L116 90V92L117 91H120V93L119 94H117L116 95V97H117V99H118V101L119 100H121V101H123L125 104H126V107H125V113L122 115V117H123V119H126V120H129V114L130 113H133V112H137V114L140 112V110H137V111H133V108H134V104H135V102L137 101V100H139L138 98H140L141 100H142V102H143V112H144V114L146 115H148V117H146L147 118V120H149L151 123H149L150 124V126H145L144 127V130L147 132V135L148 134H150V136L153 138V136L155 135V131H154V129L152 128L153 126H156L160 131H159V133H157V135L154 137V139L153 140H151L150 141V143H149V145L150 146H152V147H157L158 149H157V152H162V154H161V156H160V164H157V163H154L153 162V160H152V165L150 164V166L152 167V168H150V167H148V165H149V163H146L145 162V160L144 159H141L140 160V166L142 167V169H140V171H139V173L144 177V179L145 180H147V182H149L150 181V185L152 186V185H154V183H155V181H156V179H160V178H162L163 177V175H161V174H164V173H162L163 171L162 170H160V166L162 165V166H164V165H167L168 163H171L170 161V159H172V158H174L175 159V162L173 163L174 164V166L175 165H177V164H180V161H181V158H182V156L186 153V155H185V157L187 156V152L189 151V147H190V143H191V141L192 140H195L196 138H197V136H199L200 135V139H202V140H204L205 141V139L206 140H209V139H216V138H219V140L221 141V142H226V144L227 145H229L230 146V148L232 149V153H234V154H236L235 153V149H234V145H235V143H237V144H240V147H243V146H241L242 144H245L246 143V145H249L248 143H249V140L250 139H255V133L253 134V132H255V128L256 127H260L259 128V134L260 135H258L259 137H262V138H264V95H262V92L264 91H262L261 92V90L260 89H257V88H254V86L256 87V85H257V87H258V84H255V82H252L253 84H255L253 87L252 86H250L251 85V82H249V84L247 83V73L249 72V69H251V68H254L258 63H260V60L261 59H264V42H263V44H260L261 46H258L257 48H258V50H256V51H254V52H251V51H249L248 50V48L246 47V48H244V47H242L244 44H246V43H243L244 41H246V42H248V40L249 39H247V38H250L249 37V35L250 34H252V33H256L257 31H258V29H260V26H259V20L257 19V16H258V14L259 13H263L264 14V0H223V2H222V4H219V7H218V10H220L222 13H226L229 17H231V16H234L235 17V20H240V21H238V22H240L241 23V25H242V27L244 28L243 30H240V29H237V30H232V29H225L224 31H220V29H221V25H219L220 23H219V19L217 20V21H215V19H214V17H211L209 14H208V9L206 8V6H202L201 7V3L203 2H201V0H192L191 1ZM257 4H256V3ZM1 3V2H0ZM11 3H13V2H11ZM10 3V4H11ZM24 3H26V5H27V3L28 2H24ZM35 3V2H34ZM38 3V2H37ZM40 3V2H39ZM38 3V4H39ZM42 3H43V1H42ZM42 3H40V4H42ZM46 3V2H45ZM44 3V4H45ZM73 3V2H72ZM116 3H120V2H116ZM128 3H131V5H130V7H134V4H136L135 2H128ZM133 3V4H132ZM143 3V2H142ZM164 3V2H163ZM171 3V2H170ZM169 3V4H170ZM177 3V2H176ZM179 3V2H178ZM2 4V3H1ZM0 4V5H1ZM36 4V3H35ZM37 4V5H38ZM39 4V5H40ZM76 4V3H75ZM102 4H103V1H102ZM115 4V3H114ZM160 3L158 2L157 3V7H159L160 5H159ZM166 4V3H165ZM173 4H174V2H173ZM254 4H256V5H254ZM12 5V4H11ZM34 5V4H33ZM33 5H31V6H33ZM68 5V4H67ZM77 5V4H76ZM121 5H123V1H122V4ZM120 5V6H121ZM156 5V4H155ZM172 7H173V5L172 4H170ZM13 6V5H12ZM14 6H15V2H14ZM22 6H23V4H22ZM35 6V5H34ZM44 6V5H43ZM57 6V5H56ZM55 6V7H56ZM61 5H59V6H57L56 8H58V7H60ZM66 6V5H65ZM69 6H70V3H69ZM141 6V8H142V5H140ZM162 6H164V4L162 5ZM208 6H210V4H208ZM62 7V6H61ZM85 7H86V5H85ZM122 7V6H121ZM176 7V6H175ZM180 7V6H179ZM179 7H178V9H179ZM3 8H5V7H2V9ZM34 8V7H33ZM36 8H37V10H40V9H38V8H41V6H39V7H37L36 6ZM52 8H53V11H55V9H54V6H52ZM68 8V7H67ZM84 8V7H83ZM136 8H137V4H136ZM153 8H156L155 6H153L152 7V9H149V11H148V9H147V11H146V9H145V12L142 14V16L147 12L148 14H151V12H150V10H152V12L153 11H156V10H154ZM163 8V7H162ZM181 8H180V10H181ZM7 9V8H6ZM14 9H15V7H14ZM24 9V8H23ZM35 9V8H34ZM45 9V8H44ZM60 9V8H59ZM62 9V8H61ZM66 9V8H65ZM84 9H86V8H84ZM124 9V8H123ZM144 9V8H143ZM142 9V10H143ZM178 9H176L177 11H178ZM189 9H191V8H189ZM216 9V8H215ZM227 9H229L230 11H228ZM36 10V11H37ZM41 10H43V9H41ZM58 10V9H57ZM93 10V9H92ZM129 10V7L127 8V10L126 11H128ZM141 10V11H142ZM172 10H173V8H172ZM192 10H190V12L192 11ZM16 11V10H15ZM19 11V10H18ZM17 11V13H13V15L14 14H18V15H20V13ZM49 11V10H48ZM60 11V10H59ZM95 11V10H94ZM216 11V10H215ZM214 11V12H215ZM1 12V11H0ZM5 13H6V11H4ZM34 12H35V10H34ZM41 12V11H40ZM39 12V13H40ZM43 12V11H42ZM50 12V11H49ZM143 12V11H142ZM156 12H158V10L156 11ZM173 12V11H172ZM181 12H182V10H181ZM186 12H188V11H186ZM8 13V12H7ZM6 13V14H7ZM10 13V12H9ZM35 13H37V12H35ZM39 13H37L38 14V16L39 15H41V14H39ZM43 13H45V11L43 12ZM46 13H48L47 12V10H46ZM97 13V12H96ZM126 14H127V12H125ZM136 13V12H135ZM134 13V14H135ZM159 13H161V12H159ZM163 13V12H162ZM161 13V14H162ZM168 13V12H167ZM166 13V15H168ZM180 12H178L177 14H179ZM189 13V12H188ZM192 13V12H191ZM34 14V13H33ZM37 14H35V15H37ZM52 14V13H51ZM137 14V13H136ZM9 15V14H8ZM15 15V16H16ZM29 15H30V13H29ZM154 15H156V14H154ZM212 15V14H211ZM5 16V15H4ZM26 16V15H25ZM31 16V15H30ZM67 16V15H66ZM125 16V15H124ZM123 16V17H124ZM134 16V15H133ZM133 16H131V15H127V17H128V19H130L131 18V22L133 23V20L135 19V17H133ZM141 16V15H140ZM149 16V15H148ZM161 16H163V14L161 15ZM160 16V17H161ZM6 17V16H5ZM9 17V16H8ZM32 17H34V16H31V18ZM39 17H41V16H39ZM84 17V16H83ZM130 17V18H129ZM145 16H143L141 19H143ZM167 16H165V18H166ZM184 17V16H183ZM183 17H181V18H183ZM196 17V16H195ZM228 17V18H229ZM14 18H16V17H14ZM24 18V17H23ZM27 18V17H26ZM73 18H75V17H73ZM134 18V19H133ZM137 18H139V16L137 17ZM139 18V19H140ZM162 18V17H161ZM161 18H160V21H161ZM168 18V17H167ZM177 18V17H176ZM187 18V17H186ZM193 18H194V16H193ZM196 18V19H197ZM219 18H223V17H219ZM232 18V17H231ZM2 19H5V18H2ZM9 19V18H8ZM11 19V18H10ZM12 19H13V17H12ZM11 19V20H12ZM18 19V18H17ZM36 19H37V16H36ZM41 19V18H40ZM91 19H92V17H91ZM123 19H125V18H123ZM128 19L125 21V20H123L124 21V23L126 22V24H125V26H127V21H128ZM146 19H148V17L146 18ZM1 20V19H0ZM11 20H9L8 22H10ZM16 20V19H15ZM15 20H12V21H15ZM24 20H26V19H24ZM43 20V19H42ZM42 20H40V21H42ZM51 20V19H50ZM50 20H48V22L50 21ZM73 20V19H72ZM95 20H96V18H95ZM145 20V19H144ZM154 20V19H153ZM157 20V19H156ZM158 20H159V18H158ZM168 20V19H167ZM191 20V19H190ZM230 20H233V18L232 19H230ZM11 21V22H12ZM19 21H21V22H23L22 21V19L21 20H19ZM19 21L17 22H15V24L16 25H18V23H19ZM33 21V20H32ZM53 20H51V22H52ZM147 21V20H146ZM160 21H158L159 23H160ZM186 21H188L189 22V20H186ZM194 21V20H193ZM3 22V21H2ZM46 22V21H45ZM50 22V23H51ZM74 22V21H73ZM114 22V21H113ZM122 22V21H121ZM130 22V21H129ZM134 22H137V21H135L134 20ZM140 22V21H139ZM138 22V23H139ZM154 22V21H153ZM156 22V21H155ZM158 22H156V23H158ZM162 23H163V21H161ZM184 22V21H183ZM182 22V23H183ZM187 22V23H188ZM216 22V23H215ZM232 22V21H231ZM231 22H228V23H231ZM0 23H1V21H0ZM24 23V22H23ZM33 23V22H32ZM44 23V22H43ZM80 23V22H79ZM78 23V24H79ZM90 23V22H89ZM93 23V22H92ZM102 23V22H101ZM135 24L133 27H136L137 25L139 26L140 24ZM141 24H142V22H140ZM152 23V22H151ZM164 23H166L165 21H164ZM181 23V22H180ZM187 23H186V26H187ZM4 24H5V22H4ZM4 24H2V28H3V26H4ZM20 24H22V23H20ZM26 24H27V22H26ZM45 24H47V23H45ZM81 24H83V23H81ZM81 24H80V26H81ZM95 24V23H94ZM93 24V25H94ZM111 24V23H110ZM226 24V23H225ZM10 24H8V26H9ZM11 25H14V23L13 24H11ZM25 25V24H24ZM84 25H86V24H84ZM90 25V24H89ZM88 25V26H89ZM155 25V24H154ZM160 25H163V24H160ZM182 25V24H181ZM231 25V24H230ZM233 25V24H232ZM5 26H6V24H5ZM75 26H78V25H75ZM122 26H124V24L122 25ZM128 26H129V24H128ZM130 26H132V25H130ZM144 26V25H143ZM142 26V27H143ZM183 26L185 27V24H183ZM229 26V25H228ZM238 26V25H237ZM82 27V26H81ZM84 27V26H83ZM93 27V26H92ZM96 27V26H95ZM140 27V30H142L141 28V26H139ZM179 27V29H180V25L178 26ZM227 27V26H226ZM77 28V27H76ZM80 28V27H79ZM85 28H86V26H85ZM88 28V27H87ZM120 28V27H119ZM138 28V27H137ZM136 28V29H137ZM145 28V27H144ZM8 29H9V27H8ZM73 29V28H72ZM72 29H70V30H72ZM81 29V28H80ZM146 29H149L150 30V25H148V26H146ZM178 29V30H179ZM181 29H182V27H181ZM186 29V30H187ZM6 30V29H5ZM18 30V29H17ZM16 29H13L12 30V33H14L15 31H17ZM82 30V29H81ZM84 30V29H83ZM90 29L88 28V31H89ZM124 30V29H123ZM135 30V29H134ZM133 30V31H134ZM138 30H139V28H138ZM137 30V31H138ZM172 30V29H171ZM171 30H170V32H171ZM18 31H20V30H18ZM91 31V30H90ZM105 31V30H104ZM109 31V30H108ZM132 31V30H131ZM137 31H135V32H137ZM77 32H78V30H77ZM86 32H87V30H86ZM96 32V31H95ZM100 32V31H99ZM99 32H96V34L97 33H99ZM124 32H126V30L124 31ZM135 32H133L132 34L133 35H135ZM183 32H187V31H183ZM182 32V33H183ZM12 33H8V32H6V31H3V29H2V31H1V37H0V45H2V48L0 47V72L4 69V68H9L10 67V63H14L17 59H21L18 55H20L19 54V51H18V48H17V44H19L18 43V41L20 42V40H16V39H14V37H13V34ZM46 32H44V34H45ZM53 33V32H52ZM82 33V32H81ZM91 33V32H90ZM93 33H94V31H93ZM107 33V32H106ZM109 33V32H108ZM114 33H116V32H114ZM137 33H139V32H137ZM179 33H180V31H179ZM182 33H180L181 34V36L180 37H183L182 36ZM260 33V32H259ZM19 33H16V35H18ZM35 34V33H34ZM40 34L42 35L43 34V32H41L40 31ZM69 34H73V31H72V33L71 32H69L68 33V35ZM89 34V33H88ZM87 34V35H88ZM129 34H130V32H129ZM263 34H264V31H263ZM262 34V35H263ZM20 35V34H19ZM23 35V34H22ZM77 35V34H76ZM79 35H81V34H79ZM85 35V34H84ZM91 35H92V33H91ZM127 35V34H126ZM132 35V36H133ZM137 35V34H136ZM256 35V34H255ZM74 36V35H73ZM116 36V35H115ZM120 36H121V34H120ZM131 36V35H130ZM174 36V35H173ZM79 38H81L80 36H78ZM90 37V36H89ZM88 37V38H89ZM99 37V36H98ZM107 37H108V35H107ZM123 36H121V38H122ZM129 37V36H128ZM164 37V36H163ZM254 37V36H253ZM259 37V36H258ZM257 37V38H258ZM21 38V37H20ZM30 38V37H29ZM49 38V37H48ZM115 38V37H114ZM118 38H120L119 36L117 37V39ZM126 38V37H125ZM132 38V37H131ZM234 38H236L237 40H234ZM255 38V37H254ZM257 38H255V40L252 38V36H251V40H254V41H256V39ZM261 38H262V36H261ZM264 38V37H263ZM85 38H82V40H80V43H79V50H78V53H77V57H76V60L74 59V60H71L69 63H68V65H67V67H65L64 68V66L63 65H61L62 66V68H64L63 70L65 71L61 76H60V78L61 79H63L64 81H65V83H67V84H72V83H77V82H79V77H80V71L83 69H87V71H89L88 69H90V68H94V67H96V71L94 72V74H93V76H92V80H91V85H92V91H91V93L94 91V92H96V89H97V87L101 84V82H102V80H103V76H105L106 75V71L110 68V62H111V58H112V55H108V54H106L105 53V51H102V52H99V48H98V45H95L94 44V42L93 43H91L92 41H89L87 38H86V41L88 40V42H90V44H88L85 40H84ZM105 39V38H104ZM50 40V39H49ZM92 40V39H91ZM106 40V39H105ZM175 40V39H174ZM182 40V39H181ZM251 40H249V42L251 41ZM259 40V39H258ZM258 40H257V42H258ZM44 41V40H43ZM71 41H72V39H71ZM93 41H94V39H93ZM99 41H100V39H99ZM116 41V40H115ZM123 41V40H122ZM130 41V40H129ZM132 42H133V40H131ZM166 41V40H165ZM24 42V41H23ZM96 42H98V41H96ZM117 42H118V40H117ZM175 42V41H174ZM237 42V43H236ZM248 42V43H249ZM260 42H261V40H260ZM43 43V42H42ZM41 43V44H42ZM47 43H48V41H47ZM100 43H102V42H100ZM119 43V42H118ZM173 43V42H172ZM181 43V42H180ZM239 43V44H238ZM242 43V44H241ZM253 43H256V42H253ZM22 43H20V45H21ZM24 44V43H23ZM36 44V43H35ZM98 44V43H97ZM113 45H114V42L112 43ZM165 44V43H164ZM170 45H171V41H170V43H169ZM238 44V45H237ZM250 44H252V42H250L249 43V46H250ZM257 44V43H256ZM24 45H26V44H24ZM45 45H47V44H45ZM73 45V44H72ZM132 45H133V43H132ZM131 45V46H132ZM163 45V44H162ZM174 45V44H173ZM242 45V46H241ZM254 45V44H253ZM34 46V45H33ZM37 46V45H36ZM40 46V45H39ZM69 46V45H68ZM109 46V45H108ZM134 46V45H133ZM174 46H176V45H174ZM255 46V45H254ZM25 48H26V46H24ZM74 47H76V45L74 46ZM115 47H117L116 45H115ZM193 47H195V49H192ZM253 47V46H252ZM24 48V49H25ZM36 48V47H35ZM34 48V50L33 51H35L36 49ZM43 48V47H42ZM70 48V47H69ZM113 48H114V46L113 47H111V50H113ZM143 48H144V46H143ZM143 48H142V51H143ZM174 48V47H173ZM220 48V47H219ZM233 48H234V46H233ZM233 48L231 49L230 48V50H233ZM255 48V47H254ZM256 48V49H257ZM52 49L53 48H51V51H52ZM115 49H117V48H115ZM166 49V48H165ZM171 48H168V51L170 50ZM38 50V49H37ZM118 50V49H117ZM127 50V51H126ZM132 50V49H131ZM141 50V49H140ZM173 50V49H172ZM174 50H176V47L174 48ZM219 51H220V49H218ZM229 50V49H228ZM248 50V51H247ZM26 51V50H25ZM50 51V52H51ZM56 50H54V52H55ZM113 51H115V50H113ZM112 51V52H113ZM26 52H28V51H26ZM25 52V53H26ZM57 52V51H56ZM55 52V53H56ZM71 52H72V50H71ZM99 52V53H98ZM116 52V51H115ZM119 52V51H118ZM133 52V51H132ZM139 52H141V51H138V53ZM148 52V51H147ZM176 52V51H175ZM23 53H24V51H23ZM98 53V54H97ZM134 53V52H133ZM225 53V52H224ZM49 54V53H48ZM68 54V53H67ZM114 54V53H113ZM150 54V53H149ZM179 54V53H178ZM221 54V53H220ZM231 54V53H230ZM230 54H226L227 55V57H229L230 56ZM117 55V53L115 54V56ZM134 55V54H133ZM141 55H143L142 53H141ZM139 56V58L141 57V58H143L142 56ZM145 55H148V54H145ZM151 55V54H150ZM177 55V54H176ZM28 56V55H27ZM114 56V55H113ZM156 56V55H155ZM208 56V55H207ZM225 56V55H224ZM259 58V60H256V58L257 57ZM25 57V56H24ZM201 57V58H200ZM204 57V56H203ZM209 57V56H208ZM211 57H212V55H211ZM117 58H119L118 56H117ZM117 58H116V60H117ZM147 58V57H146ZM153 58V57H152ZM204 58H206L207 59V57H204ZM203 58V59H204ZM257 58V59H258ZM26 59V58H25ZM53 59H54V57H53ZM58 59V58H57ZM62 60V62H63V58H61ZM134 59V58H133ZM210 59V58H209ZM218 59V58H217ZM219 59H220V57H219ZM27 60V59H26ZM29 60V59H28ZM148 60V59H147ZM210 60H212V59H210ZM21 61L23 62V58L21 59ZM58 61H60L59 59L58 60H56L55 62H57L58 63ZM65 61V60H64ZM10 62V63H9ZM28 62V61H27ZM62 62H61V64H62ZM60 63V62H59ZM58 63V64H59ZM206 62H204V64H205ZM212 63V62H211ZM21 65H22V63H20ZM74 64V66L73 67H75V65H79V67L78 68H76V69H74V68H71L72 67V65ZM121 65V64H119V63H116V65ZM200 64V63H199ZM208 64H210V63H207V65ZM18 65H19V63H18ZM21 65L19 66V67H21ZM53 66L55 65V63H53L52 64ZM65 65H66V63H65ZM201 65V64H200ZM27 66V65H26ZM25 66V67H26ZM56 66V65H55ZM54 66V67H55ZM71 66V67H70ZM123 66H124V64H123ZM25 67H24V70H25ZM116 67H118V66H116ZM121 67H122V65H121ZM201 67H203V66H201ZM200 67V68H201ZM208 67V66H207ZM29 68V67H28ZM52 68V67H51ZM61 68V67H60ZM115 68V67H114ZM127 68V67H126ZM153 68V67H152ZM197 68H199V67H197ZM196 68V69H197ZM263 68V67H262ZM10 69H11V67H10ZM17 69V70H16ZM15 69V71H18V69H20V68H16ZM57 69V68H56ZM136 69V71H134ZM23 70V71H24ZM31 70H33V68L31 69ZM116 70V69H115ZM124 70V69H123ZM245 70H246V72H245ZM9 72H10V70H8ZM26 72H27V70H25ZM34 71H37V69H35V70H33V72ZM53 71H55V70H53ZM52 71V72H53ZM58 72H62V70L60 71V70H57ZM200 71H201V69H200ZM19 72V71H18ZM49 73H51V70L50 71H48ZM58 72H57V74H58ZM116 72H117V70H116ZM134 72H137L138 74H142V75H139L138 77V82H135V83H133V79H135V77H137L136 75H135V73ZM202 72V71H201ZM255 72V71H254ZM260 72H261V69H260ZM263 72V71H262ZM4 73V72H3ZM25 73V72H24ZM29 73H31V72H29ZM42 73V75L41 76H44L43 74V71L41 72ZM55 73V72H54ZM150 73H151V71H150ZM166 73V74H167ZM196 73H198V72H196ZM203 73V72H202ZM9 74V73H8ZM20 74V73H19ZM18 74V75H19ZM48 74V73H47ZM85 75L87 74V73H84ZM158 74V73H157ZM256 74V73H255ZM258 74H259V72H258ZM262 74V73H261ZM261 74L259 75V76H261ZM3 75V74H2ZM10 75V74H9ZM8 75V76H9ZM25 75V74H24ZM24 75H23V79H24ZM28 75V74H27ZM31 76H33L32 74H30ZM30 75H29V77H30ZM89 75V74H88ZM198 75H199V73H198ZM257 75V74H256ZM255 75V76H256ZM6 76H7V74H6ZM5 76V77H6ZM49 76V75H48ZM55 76H56V74H55ZM54 76V77H55ZM58 76V75H57ZM84 76V75H83ZM91 76V75H90ZM115 76V75H114ZM194 76H196V75H194ZM251 76H252V74H251ZM255 76L253 75V77L255 78ZM263 76V75H262ZM16 77V76H15ZM18 77H20L19 79H21L22 80V75L21 76H18ZM116 77V76H115ZM10 78V77H9ZM84 78V77H83ZM85 78H86V76H85ZM158 78V77H157ZM253 78V79H254ZM3 79V78H2ZM1 79V80H2ZM26 79H30V81H32L31 80V78H27V76H26ZM33 79H34V77H33ZM41 79H42V77H41ZM56 79V78H55ZM115 79V78H114ZM145 79V84H143V80ZM163 79H166V77L165 78H163ZM196 79V78H195ZM209 79L211 80V81H209ZM252 79V80H253ZM257 79V78H256ZM255 79V80H256ZM262 79H264V78H262ZM15 81H17V84H18V80H16V78L14 79ZM21 80H20V82H21ZM25 80V79H24ZM87 81V78L86 79H83V81ZM112 80V79H111ZM116 80V79H115ZM159 80V79H158ZM258 80V79H257ZM259 80H260V78H259ZM258 80V81H259ZM6 81V80H5ZM14 81V82H15ZM26 81V80H25ZM28 81V82H27ZM26 82H24L23 84H25L26 83V85H28V83H30L29 82V80H27ZM58 81V80H57ZM113 81V80H112ZM112 81L110 82V80H109V84H112ZM119 81V80H118ZM117 81V82H118ZM120 81H122V80H120ZM165 81V80H164ZM188 82H190V81H188ZM187 82V83H188ZM261 82V81H260ZM6 83V82H5ZM12 83V82H11ZM22 83V82H21ZM20 83V85H22ZM33 83V82H32ZM42 83V82H41ZM50 83V82H49ZM54 83V82H53ZM57 83V82H56ZM64 83V82H63ZM89 83H90V81H89ZM193 83V82H192ZM198 83V82H197ZM0 84H2V83H0ZM4 84V83H3ZM13 84H15V83H13ZM39 84H40V82H39ZM47 84H48V82H47ZM121 84V83H120ZM176 84V82L174 83V85ZM181 84V83H180ZM19 85V84H18ZM41 85V84H40ZM42 85H44V84H42ZM53 85V84H52ZM58 85H60V82L58 83ZM57 85V86H58ZM87 85V84H86ZM107 85V84H106ZM174 85H172V88H173V86ZM200 85V84H199ZM198 85V86H199ZM3 86V85H2ZM10 86V85H9ZM23 86V85H22ZM34 86H35V84H34ZM61 86H62V83H61ZM84 86V85H83ZM105 86V84L103 83V86L101 87V88H103ZM112 86V85H111ZM192 86H193V84H192ZM11 87V86H10ZM20 88H21V86H19ZM39 88H40V86H38ZM43 88L45 87V86H42ZM47 87V86H46ZM49 87V86H48ZM78 87V86H77ZM107 87V86H106ZM110 87V86H109ZM117 87V86H116ZM13 88V87H12ZM36 88V87H35ZM80 88V87H79ZM82 88V87H81ZM182 88V87H181ZM189 88V87H188ZM259 88H261V87H259ZM15 89V88H14ZM30 89H32V88H30ZM44 89H46V88H44ZM44 89H43V91H44ZM57 89V88H56ZM107 89H109V88H107ZM112 89V88H111ZM184 89V88H183ZM190 89H192V88H190ZM16 90V89H15ZM49 90V89H48ZM58 90V89H57ZM79 90V89H78ZM83 90H86V89H82V91ZM104 90V89H103ZM114 90V91H115ZM153 90H155L156 91V94H157V98L156 97H153V98H155V101H153V102H149V97H150V94L151 93H154V91ZM199 90H201V89H199ZM80 91H81V89H80ZM107 91V90H106ZM185 91V90H184ZM16 92V91H15ZM32 92V91H31ZM46 92V91H45ZM75 92H77V91H75ZM100 92H101V90H100ZM104 92V91H103ZM109 92V91H108ZM107 92V93H108ZM151 92V93H150ZM183 92V91H182ZM202 92V91H201ZM200 92V93H201ZM32 93H34V92H32ZM79 93V92H78ZM89 94V96H88V100H87V103L89 104V103H91L92 101V99H93V96H91L92 94ZM97 93V92H96ZM110 93V92H109ZM113 93V92H112ZM181 93V92H180ZM184 93V92H183ZM187 93V92H186ZM186 93H184V94H186ZM41 94V93H40ZM57 94V93H56ZM66 94V93H65ZM73 94V93H72ZM84 94V93H83ZM102 94V93H101ZM105 94V93H104ZM264 94V93H263ZM74 95H76V94H74ZM108 95V94H107ZM110 95V94H109ZM171 95V96H170ZM183 95V94H182ZM188 95V94H187ZM201 95V94H200ZM31 96H33V94H31ZM72 96V95H71ZM78 96V95H77ZM100 96V95H99ZM189 96V95H188ZM194 96H195V94H194ZM67 97H69V96H67ZM182 97V96H181ZM186 97V96H185ZM24 98H25V96H24ZM38 98V97H37ZM70 98V97H69ZM191 98H193V97H191ZM11 98H10V92H8L7 91V88H1L0 89V115H7V114H9V113H11L12 112V110H13V108L10 106L11 105V100H10ZM47 99V98H46ZM72 99V98H71ZM70 99V100H71ZM74 99H76V97L74 98ZM102 99V98H101ZM101 99H100V101H101ZM229 99H232V101H233V103L232 104H234V107H235V109L237 108L236 106H238V107H240V106H243L244 108V110L242 109V111L241 112H236V113H234V116H230L229 114H232V113H229L228 115H226V117H225V120L224 121H221V122H223V125L225 124L226 125V123H224V122H227V123H229L230 122V124H229V126H227L226 128H223L222 126L220 127H218L217 125H219L220 123L219 122H216L217 124L215 125L214 124V122L216 121L215 119V121L213 122V120H212V118H213V115L215 114L216 115V113L217 114H221L222 112H224V110H225V108H227L228 107V105L226 104V102H228V100ZM69 100V101H70ZM190 100V99H189ZM66 101V100H65ZM79 101V100H78ZM118 101H117V103H116V106H118ZM182 101H183V99H182ZM68 102V101H67ZM120 102V101H119ZM176 102V101H175ZM27 103V102H26ZM65 103V105H66V102H64ZM109 103V102H108ZM35 104V103H34ZM68 104V103H67ZM64 105V104H63ZM110 106V105H109ZM233 106V105H232ZM45 107V106H44ZM91 107V106H90ZM111 107V106H110ZM196 108H197V106H195ZM194 107V108H195ZM231 107V106H230ZM112 108V107H111ZM233 108V107H232ZM183 109H184V107H183ZM182 109V110H183ZM228 109V108H227ZM238 109H240V108H238ZM80 110V109H79ZM106 110H107V108H106ZM112 110V109H111ZM232 110H234V109H232ZM46 111V110H45ZM61 111V110H60ZM115 111V110H114ZM98 112H99V110H98ZM227 112H229V110H227V111H225V113H224V115L227 113ZM234 112H235V110H234ZM13 114H14V112H13ZM111 114V113H110ZM113 114V113H112ZM118 114V113H117ZM134 114V113H133ZM96 115H99V114H96ZM114 115H116V114H114ZM179 115V116H178ZM22 116H23V114H22ZM44 116V115H43ZM51 116V115H50ZM66 117V116H65ZM64 117V118H65ZM131 117V116H130ZM222 117H223V115H222ZM22 118V117H21ZM80 118V117H79ZM91 118V117H90ZM117 118V117H116ZM133 118V117H132ZM145 118V119H146ZM181 118H184V117H181ZM217 118H218V116H217ZM2 119V118H1ZM1 119H0V122H1V126H2V128L5 130V129H11L10 127H9V125H6V124H4V123H2V121H1ZM78 118H76V120H77ZM80 119H82V118H80ZM118 119V118H117ZM143 119V118H142ZM145 119H143V120H145ZM235 119V120H234ZM24 120V119H23ZM108 121H110L111 119L110 118H108L107 119ZM116 120V119H115ZM147 120L145 121V122H147ZM182 120V119H181ZM220 120V119H219ZM218 120V121H219ZM234 120V121H233ZM237 120V123L235 122ZM26 121V120H25ZM78 121V120H77ZM96 122H97V120H95ZM241 123H243V124H240V122ZM115 122V121H114ZM112 123V124H114L115 125V123ZM141 122V121H140ZM6 123V122H5ZM64 123H65V121H64ZM64 123H62L63 125H64ZM95 123V122H94ZM172 123V124H171ZM78 124V123H77ZM99 124V123H98ZM127 124V123H126ZM137 124L139 125V123H138V121H137ZM95 125V124H94ZM108 125H109V123H108ZM128 125H131V123H129ZM134 125V129L136 128V123L135 124H133ZM144 125H146V124H144ZM241 125V126H240ZM78 126H80V125H77L76 127H78ZM97 126V125H96ZM152 126V127H151ZM57 127V126H56ZM91 127V126H90ZM95 127V126H94ZM130 127V126H129ZM247 127V128H246ZM48 128V127H47ZM86 128V131H89V130H87V127H85ZM89 128V127H88ZM118 128V127H117ZM138 128V127H137ZM70 129H71V127H70ZM115 129V128H114ZM119 129V128H118ZM139 129V128H138ZM59 130V129H58ZM62 132L64 131V133L67 131H65L64 129L62 130V129H60ZM91 130V129H90ZM93 130V129H92ZM104 130H105V127H104ZM131 130V129H130ZM81 131H82V129H81ZM106 131H108V130H106ZM115 131V130H114ZM2 132H4V131H2ZM2 132L0 133V141H1V139H2ZM14 131L12 130V131H10V133L12 134V135H14V133H13ZM38 132V131H37ZM59 132V131H58ZM93 132V131H92ZM104 132V131H103ZM116 132V131H115ZM124 132H126L125 130H124ZM140 133H141V131H139ZM105 133V132H104ZM121 133H123V131L121 132ZM127 133V132H126ZM136 133V132H135ZM191 134L192 136V139L190 140L189 138L187 139V138H185V135L186 134ZM231 133H232V135H231ZM46 134V133H45ZM61 134H63V133H61ZM66 134V133H65ZM79 134H80V132H79ZM82 134H85V132L83 133L82 132ZM115 134V133H114ZM133 134V133H132ZM139 134V133H138ZM199 134V135H198ZM47 135V134H46ZM58 135V134H57ZM146 135V134H145ZM86 136V135H85ZM99 136V135H98ZM102 136H103V134H102ZM123 136V135H122ZM131 135H129V137H130ZM232 136V137H231ZM48 137V136H47ZM77 137H79V136H77ZM80 137H82V136H80ZM79 137V138H80ZM108 137H111V136H108ZM119 137H121V135L119 136ZM124 137H126V136H124ZM133 137V136H132ZM184 138V139H182L181 140V138ZM230 137H231V139H230ZM57 138V137H56ZM55 138V139H56ZM104 138V137H103ZM112 138V137H111ZM149 138V137H148ZM147 138V139H148ZM48 139V138H47ZM99 139V138H98ZM119 139V138H118ZM132 139H134V138H132ZM32 140V139H31ZM61 140H63V138H61ZM60 140V141H61ZM78 139H76V141H77ZM93 140V139H92ZM112 140V139H111ZM126 140V139H125ZM128 140V139H127ZM131 140V139H130ZM241 140H243L242 142H240ZM263 140V139H262ZM57 141V140H56ZM78 141H80V140H78ZM120 141V140H119ZM145 141V140H144ZM197 141H198V139H197ZM196 141V142H197ZM210 141V140H209ZM208 141V142H209ZM256 141V140H255ZM68 142V141H67ZM81 142V141H80ZM85 142V141H84ZM86 142H88V141H86ZM94 142V141H93ZM97 142V141H96ZM113 142H115V141H113ZM131 142H132V140H131ZM190 142V143H189ZM199 142V141H198ZM45 143H47V141L45 142ZM61 143V142H60ZM59 143V144H60ZM63 143H65V142H63ZM71 142H69V144H70ZM83 143V142H82ZM91 143V142H90ZM98 143V142H97ZM118 143V142H117ZM127 143H128V141H127ZM126 143V145H128L129 146V144H127ZM133 143H134V141H133ZM131 144V145H134V144ZM206 143V142H205ZM263 143V142H262ZM107 144V143H106ZM120 144H122V143H120ZM258 144V143H257ZM260 144V143H259ZM18 145V144H17ZM16 145V146H17ZM62 145V144H61ZM97 144H95V146H96ZM136 145V144H135ZM195 145H197V144H195ZM224 145V144H223ZM15 146V147H16ZM81 146H83V145H81ZM89 146H91V145H88V147ZM110 146V145H109ZM120 146V145H119ZM118 146V147H119ZM127 146V147H128ZM143 147L142 145H139V147ZM147 146V145H146ZM192 146V145H191ZM215 146V145H214ZM213 146V147H214ZM245 146V145H244ZM250 146H251V144H250ZM258 146V145H257ZM33 147V146H32ZM141 147H140V149H141ZM174 147V148H173ZM197 147H198V145H197ZM201 148H202V145L200 146ZM264 147V146H263ZM107 148H108V146H107ZM130 148V147H129ZM147 148H149V146H147ZM146 148V149H147ZM205 148V147H204ZM228 148V147H227ZM246 148V147H245ZM250 148V147H249ZM8 149V147L7 148H5V150H7ZM105 149H106V147H105ZM105 149L103 150V151H105ZM152 149V148H151ZM150 149V150H151ZM154 149V148H153ZM195 149H196V147H195ZM243 149H244V147H243ZM261 149H262V147H261ZM43 150V149H42ZM64 150H65V148H64ZM127 150V149H126ZM155 150V149H154ZM192 150V149H191ZM197 150V149H196ZM246 150L248 151V149L246 148ZM252 150V149H251ZM250 150V151H251ZM255 149H253L252 151H254ZM88 151V150H87ZM98 151V150H97ZM96 151V152H97ZM125 151V150H124ZM143 151H144V148H143ZM147 151V150H146ZM156 151V150H155ZM154 151V152H155ZM199 151H201V150H199ZM198 150H197V152H199ZM213 151H215L214 149H213ZM239 151V150H238ZM8 151H5V153H7ZM10 152H12V151H10ZM9 152V153H10ZM81 152V151H80ZM89 152H91V154L90 155H92V151H91V149H90V151ZM98 152H102L101 150H99ZM106 152V151H105ZM127 152H129V154H131L130 153V150L129 151H127ZM151 152V151H150ZM156 152V153H157ZM195 152V151H194ZM221 152V151H220ZM223 152V151H222ZM255 152H257V151H255ZM9 153H7L6 155H8ZM45 153V152H44ZM64 153V152H63ZM104 153V152H103ZM148 153H149V150H148ZM148 153H146V154H148ZM224 153H225V151H224ZM99 154H101V153H99ZM104 154H106V153H104ZM121 154V153H120ZM124 154V153H123ZM129 154H127V155H129ZM133 154V153H132ZM138 154V153H137ZM155 153H153V155H154ZM248 156H246V159H245V162L244 163H242V168L240 167V170H241V178L242 179H244V181L245 182H247V184H246V187H247V190H246V188H244L246 191H248L249 193H252V194H254L255 195V192H258V190H259V188H264V185L262 184H260L259 182H258V179H259V177L262 175V172L261 171H263L262 169H261V167L260 166H264V149H262V152H261V155L259 154H257V155H255L254 153H253V155H254V157H253V155H250V154H248V153H246ZM26 155V154H25ZM44 155V154H43ZM42 155V156H43ZM96 155V154H95ZM97 155H98V153H97ZM125 155H126V152H125V154L123 155L124 157H125ZM134 155H136V154H134ZM133 155V156H134ZM150 155V154H149ZM148 155V156H149ZM156 155V154H155ZM219 155H221V154H219ZM34 156V155H33ZM41 156V157H42ZM100 156V155H99ZM131 156V155H130ZM145 156H147V155H145ZM152 156V155H151ZM243 156V155H242ZM5 157H7V156H5ZM70 157H71V155H70ZM69 157V158H70ZM101 157V156H100ZM104 157H106L105 155H104ZM123 157V158H124ZM135 157V156H134ZM191 157V156H190ZM217 157V159L218 160H220L219 159V157H221V156H216ZM214 155H212V154H207V159L210 161L212 158H216ZM240 157H241V155H240ZM239 157V158H240ZM89 158H91V157H88V159ZM99 158V157H98ZM125 158H129V157H125ZM133 158V157H132ZM151 158H153V157H150V159ZM15 159H17V161L15 160ZM61 159H62V157H61ZM104 159V158H103ZM136 159V158H135ZM135 159H133V162H134V160ZM154 159V158H153ZM190 159V158H189ZM201 159H203V158H201ZM244 159V158H243ZM46 160V159H45ZM93 160H95V161H97L98 162V160L96 159V157H94V158H92V162H93ZM146 160H148V159H146ZM159 160H157V161H159ZM186 160V159H185ZM199 160H200V157H199ZM232 160V159H231ZM2 165H7V167H8V172H10V171H13L19 164H21L22 166L20 167V166H18L19 168H21V171H24V167L26 166L25 165V163H22V161L20 160V156H17V157H15V155H14V159L11 161H9L7 158H2ZM70 162H72V158H70V160H69ZM100 161H101V159H100ZM127 161V160H126ZM151 161V160H150ZM149 161V162H150ZM155 161V160H154ZM156 161V162H157ZM208 161V162H209ZM223 161V160H222ZM235 161V160H234ZM240 161V160H239ZM52 162V161H51ZM50 162V163H51ZM81 162V161H80ZM109 162V161H108ZM107 162V163H108ZM185 162H187V161H185ZM185 162H184V164H185ZM210 162H212V161H210ZM217 162V161H216ZM224 162H225V160H224ZM243 162V161H242ZM66 163V162H65ZM72 163H74V162H72ZM81 163H83V162H81ZM96 163V162H95ZM127 163V162H126ZM189 163H190V161H189ZM207 163V162H206ZM206 163L204 164L206 167L207 166H209V163H207L208 165H206ZM223 163V162H222ZM229 163V162H228ZM232 163V162H231ZM230 163V164H231ZM236 163V162H235ZM0 164H1V162H0ZM60 165H61V163H59ZM93 164V163H92ZM99 164V163H98ZM130 164H131V161H130ZM135 164V163H134ZM173 164L171 165L172 167V170L174 169L173 168ZM213 164H215V166L214 167H216V163L214 162ZM225 164H226V162H225ZM43 165V164H42ZM50 165V164H49ZM67 165H69V164H67ZM83 165H85L86 166V164H83ZM126 165V164H125ZM211 165H212V163H211ZM56 166V165H55ZM59 166V165H58ZM79 166V165H78ZM81 166V165H80ZM85 166H83V167H85ZM99 166H101V165H99ZM104 166H108V165H104ZM133 166V165H132ZM146 166V167H145ZM187 166H188V164H187ZM190 166H192V165H190ZM238 166V165H237ZM236 166V169L238 168ZM259 166V167H258ZM60 167V166H59ZM58 167V168H59ZM64 167H67V166H65L64 165ZM77 167V166H76ZM93 167V166H92ZM108 167H110V166H108ZM130 167V166H129ZM1 169H2V167H0ZM57 168V167H56ZM57 168V169H58ZM69 168V167H68ZM71 168V167H70ZM106 168V167H105ZM104 168V169H105ZM134 168V167H133ZM170 167L168 166V169L166 170V171H169V174H172L173 176H175L174 174H173V172L174 171H172V173H170V169H169ZM186 168V167H185ZM198 168V166L196 167V169ZM207 168H209V167H207ZM210 168H212V170L210 171L209 170V172H211L212 173V171L215 169H213V167H210ZM217 168V167H216ZM235 168V167H234ZM52 169V168H51ZM50 169V170H51ZM71 169H73V168H71ZM85 169H86V167H85ZM107 169V168H106ZM105 169V170H106ZM127 169V168H126ZM125 169V170H126ZM135 169V168H134ZM149 169V171L148 172H145L146 170H148ZM165 169H166V167H165ZM195 169V170H196ZM231 169V168H230ZM233 169V168H232ZM231 169V170H232ZM40 170V169H39ZM50 170H49V172H50ZM87 170V169H86ZM108 170V169H107ZM116 170H119V169H116ZM186 170H189V168H187ZM191 170V169H190ZM189 170V171H190ZM204 170V169H203ZM237 170H239V169H237ZM239 170V171H240ZM55 171H57V170H55ZM58 171H59V169H58ZM72 171V170H71ZM82 171H83V169H82ZM81 171V172H82ZM85 171V170H84ZM111 171V170H110ZM115 171V170H114ZM113 171V172H114ZM127 171V170H126ZM125 171V172H126ZM131 170L129 169V172H130ZM160 171H162V172H160ZM182 171V170H181ZM232 171H235L234 169L232 170ZM45 172H46V170H45ZM49 172H46V173H49ZM73 172H75V170L73 169ZM79 172V171H78ZM100 172V171H99ZM117 172V171H116ZM116 172L114 173V174H116ZM119 172V171H118ZM132 172V171H131ZM180 172V171H179ZM198 172V177H199V171H198V169L196 170V173ZM0 173H2L1 171H0ZM54 173V172H53ZM57 173V176L56 177H59V173L58 172H56ZM55 173V174H56ZM86 173L88 174V172L86 171ZM102 173H103V171H102ZM104 173H105V171H104ZM107 173V172H106ZM182 172H180V174H181ZM210 173V174H211ZM14 174V173H13ZM70 173H67V175H69ZM76 174V176H74ZM87 174H85V175H87ZM111 174V173H110ZM113 174V175H114ZM124 174V173H123ZM127 174V173H126ZM39 175V174H38ZM37 175V176H38ZM46 175V174H45ZM49 175H50V173H49ZM54 175V174H53ZM72 175H73V177H79V174H77L76 172L75 173H72ZM72 175H71V177H72ZM81 175V174H80ZM112 175V174H111ZM171 175V176H172ZM188 175H190L189 174V172H188ZM195 176H196V174H194ZM52 176V175H51ZM51 176H50V178H51ZM54 176V177H55ZM70 176V175H69ZM98 176H99V173H98ZM104 176V175H103ZM138 176V175H137ZM141 176V177H142ZM166 176L168 177V175L166 174L165 175V178H164V180L166 179ZM12 177V180H13V182H15V183H12L13 184V188H14V190H17L18 189V185L20 184L21 185V182H23L24 180H25V178H26V174L25 173H23V174H19L18 176H16V177H14V176H11ZM47 177H48V174H47ZM94 177V176H93ZM107 177H109L110 178V176H108L107 175ZM116 177V176H115ZM113 178L114 179V182H115V179L116 178ZM119 177V176H118ZM127 177V175L125 176V178ZM130 177V176H129ZM138 177H140V175L138 176ZM181 178H182V175L180 176ZM197 177V176H196ZM196 177H194V180H196L197 178ZM221 177H223V179L225 178V171H223L222 172V176ZM99 178V177H98ZM105 178H106V175H105ZM124 178V179H125ZM175 178V177H174ZM188 177H187V173H186V179H187ZM209 178H211V177H208V179ZM232 178H234V177H232ZM43 179V178H42ZM57 179V178H56ZM60 179V178H59ZM100 179V178H99ZM112 179V180H113ZM118 179H120L121 180V178L119 177ZM123 178H122V182H123V180H124ZM139 180H140V178H138ZM137 179V180H138ZM168 179V178H167ZM183 179V178H182ZM70 180V179H69ZM76 180V179H75ZM109 181H110V179H108ZM112 180L110 181V183L112 182ZM128 180V179H127ZM174 180V179H173ZM188 180V179H187ZM194 180H193V183H194ZM234 180V179H233ZM39 181H41V180H39ZM58 181V180H57ZM107 181V180H106ZM118 182H119V180H117ZM166 181V180H165ZM180 181V185L179 186H181V183H182V181L181 180H179ZM186 181V180H185ZM1 182V181H0ZM55 182V181H54ZM121 182V181H120ZM124 182H125V180H124ZM131 182V181H130ZM139 183H141L140 181H138ZM157 182V181H156ZM160 182V181H159ZM168 182V181H167ZM167 182H165L166 184H167ZM186 182H190V181H186ZM207 182H208V180H207ZM233 182V181H232ZM232 182L230 183L231 185H232ZM28 183V182H27ZM27 183H26V185H27ZM56 184H58V186H56V189H57V187H59V183L58 182H55ZM67 183V182H66ZM74 183H75V181H74ZM108 183V182H107ZM161 183V182H160ZM163 184V185H166V184ZM234 183H235V181H234ZM111 184H113V182L111 183ZM116 183H114V185H115ZM125 184V183H124ZM128 184V183H127ZM132 184V183H131ZM169 184H171V183H169ZM178 184H179V182H178ZM195 184V183H194ZM260 184V185H259ZM52 185V184H51ZM63 185L64 184H62V187H63ZM81 185V184H80ZM113 185V186H114ZM120 185H121V183H120ZM138 185V184H137ZM161 185H162V183H161ZM208 185V184H207ZM42 186V185H41ZM54 186H55V184L53 185V188H54ZM65 186V185H64ZM72 186V185H71ZM138 186H140L141 187V184L140 185H138ZM137 186V187H138ZM143 186V185H142ZM158 185H156V187H157ZM169 187L171 186V185H168ZM203 186H206V185H203ZM244 186H245V184H244ZM79 187V186H78ZM172 187V186H171ZM170 187V188H171ZM181 187H183V186H181ZM241 187V186H240ZM35 188H36V186H35ZM43 188H44V186H43ZM106 188H109L108 186L106 187ZM142 188V187H141ZM140 188V189H141ZM177 188V187H176ZM205 188V187H204ZM232 188H234V187H232ZM81 189H82V187H81ZM83 189H85V188H83ZM82 189V190H83ZM88 189V188H87ZM111 189H112V187H111ZM117 189V188H116ZM124 189V188H123ZM125 189H126V187H125ZM124 189V190H125ZM135 189H136V186H135ZM138 189V188H137ZM136 189V190H137ZM157 189H159V187H157ZM166 189H168V187L166 188ZM178 189H179V187H178ZM202 189H203V187H202ZM225 189V188H224ZM81 190V191H82ZM136 190H134L135 192H137ZM139 190V189H138ZM182 190V189H181ZM188 190H190V186H188ZM232 190V189H231ZM239 190H240V188H239ZM112 191H113V189H112ZM116 191V190H115ZM114 191V192H115ZM127 191V190H126ZM125 191V192H126ZM128 191H130V190H128ZM127 191V192H128ZM159 191V190H158ZM165 191H168V190H165ZM221 191V190H220ZM243 191V190H242ZM261 191V190H260ZM47 192V191H46ZM76 193L78 192V190L77 191H75ZM111 192V191H110ZM126 192V193H127ZM130 192H132V191H130ZM160 192V191H159ZM158 192V193H159ZM190 192H192V190H190ZM190 192H189V197L188 198H190ZM124 193V192H123ZM125 193V194H126ZM129 193V192H128ZM133 193V192H132ZM138 193H140L139 195L141 196V191H138L137 192V195H138ZM151 193V192H150ZM154 193V192H153ZM174 193H176L177 194V192L176 191H174ZM195 192H193V194H194ZM202 192H200L199 194V196H200V198H201V196H202V194H201ZM240 193V192H239ZM242 193V192H241ZM247 192H245V194H246ZM260 194H262V192H259ZM32 194V193H31ZM34 194V193H33ZM32 194V195H33ZM125 194H124V198H125ZM131 194V193H130ZM129 194V195H130ZM156 193H154V195H155ZM165 194H167V192H165ZM173 194V193H172ZM184 194V193H183ZM235 194L237 195V193L235 192L234 194H233V192H231V194H228V196L226 197V199H228V200H231L232 198L231 197H235ZM242 194H244V193H242ZM244 194V195H245ZM27 195V194H26ZM36 195V194H35ZM83 197H84V195L83 194H81ZM93 195V194H92ZM157 195V194H156ZM155 195V196H156ZM226 195V194H225ZM12 196V195H11ZM42 196V195H41ZM60 196V199H62L63 201H64V203L66 204V205H68V206H70L71 204H72V202H73V200H71V197L72 196H74V194H72V195H68V193L67 194H63V195H59ZM128 196V195H127ZM134 196V195H133ZM133 196H132V198H133ZM140 196H138L139 198H140ZM154 196V197H155ZM158 196V195H157ZM176 196V195H175ZM250 196V195H249ZM23 197V196H22ZM49 197V196H48ZM154 197H153V199H154ZM165 197V195H163V198ZM241 197H242V195H241ZM24 198H25V196H24ZM30 198V197H29ZM44 198V195H43V197H42V199ZM86 198V197H85ZM95 198V197H94ZM150 198H152V197H150ZM150 198H149V200H150ZM156 198V197H155ZM176 198H177V196H176ZM185 198H187L186 196L184 197V199L183 200H185V202H181L180 203V205H179V207H177V206H174V205H176V202H178V201H175V204L173 205V203H174V199H175V197L174 198H171V199H168V203L167 204H164L165 206H168L167 207V218H166V220H164V219H162V220H164L165 221V224H164V228L165 229H167V240H168V244H166V246H164V248L163 247H161V249L163 248V250L165 249V248H168V249H170V247H171V249L172 250H174L175 248H173V246H179V247H181L180 245H183V243H185V241H187V240H189V236H187V235H190V234H192L191 232L189 233V234H186L185 233V231H187V229H186V227H184L182 224H183V219H186L187 217H190L187 213H185L186 212V210L188 209V206L189 205H187V209H186V207L183 209V211H184V213H182V212H180L181 210H182V208L185 206V204H187V202H186V199ZM200 198H198L197 200L199 201L200 200ZM236 198H237V196H236ZM255 198H256V196H255ZM7 199V197L5 196L4 197V200H6ZM22 199V198H21ZM56 199V198H55ZM141 199V198H140ZM206 200V201H209V198H208V200L206 199V198H203V196H202V200ZM214 199V198H213ZM224 199H225V197H224ZM224 199H223V201H224ZM240 199V198H239ZM246 199V198H245ZM257 199V198H256ZM44 200V199H43ZM190 200V199H189ZM192 201H193V198L191 199ZM190 200V201H191ZM202 200H201V203H202ZM203 201V203L204 202H206V201ZM210 200H212V199H210ZM241 200H243V199H241ZM57 201L59 202V200L57 199ZM92 201H93V199H92ZM143 201V200H142ZM152 200H150L149 202H150V204H152V202H151ZM189 201V204L191 203ZM218 201H219V203H220V200L218 199ZM232 202H234V199L233 200H231ZM240 201V200H239ZM17 202H20L21 203V201L19 200H17ZM17 202H16V204H17ZM24 202V201H23ZM51 202H53V200H51ZM56 202V201H55ZM133 202H134V200H133ZM132 202V203H133ZM195 202V201H194ZM238 202V201H237ZM19 203V204H20ZM64 203H62L63 205H64ZM141 203V204H140ZM179 203V202H178ZM193 203V202H192ZM199 203V202H198ZM201 203H200V205H201ZM202 203V204H203ZM210 203H211V201L208 203L207 202V204H206V206L204 207V212L208 209V206L210 207ZM218 203V204H219ZM224 203V202H223ZM239 203V202H238ZM238 203H237V205L236 206H239L238 205ZM243 204H244V200H243V202H242ZM242 203H239V204H242ZM247 203V202H246ZM246 203H245V207L247 206L246 205ZM18 204V205H19ZM55 204H57V203H55ZM95 204H98V201H97V203H95ZM139 204L140 205H142L143 203L142 202H139ZM139 204H138V207H139ZM145 204V203H144ZM154 204H156V201H155V203H153L152 205H153V207H152V205H151V207L153 208V209H151V210H154ZM221 204V203H220ZM219 204V205H220ZM242 204V205H243ZM17 205V206H18ZM93 205H94V201H93ZM99 205V204H98ZM133 205H134V203H133ZM158 205V204H157ZM160 205V204H159ZM163 205V206H164ZM173 205V206H172ZM191 205V204H190ZM199 204H197L196 206H197V208L199 207L198 206ZM233 205V204H232ZM62 206V205H61ZM91 206H92V204H91ZM143 206H145V205H143ZM143 206H142V208H143ZM156 206V205H155ZM163 206L161 205V207H159L161 210H162V208H163ZM194 206H195V203H194ZM193 206V209L195 208L196 209V207H194ZM203 206V205H202ZM241 206V205H240ZM239 206V207H240ZM19 207V206H18ZM22 207V206H21ZM47 207V206H46ZM53 207H55L56 209H58L56 206H54L53 205ZM63 207V206H62ZM96 207H97V205H96ZM129 207V205L126 207V208H128ZM131 208H132V206H130ZM190 207V206H189ZM233 207V206H232ZM244 207V206H243ZM242 207V208H243ZM244 207V209L246 210L247 208H245ZM261 207H262V205L260 206V207H257L258 209H260L261 210ZM263 207H264V205H263ZM54 208V209H55ZM83 208V207H82ZM93 208V207H92ZM95 208V207H94ZM200 208H202V207H200ZM228 208V207H227ZM256 208V209H257ZM16 209V208H15ZM15 209H14V211H15ZM44 209H45V213H46V211H47V208H45L44 207ZM66 209H68V208H66ZM156 209H157V206H156ZM156 209L154 210V211H156ZM159 209V210H160ZM233 209H234V207H233ZM255 209V210H256ZM257 209V210H258ZM59 210V209H58ZM58 210H56V211H58ZM83 210H84V212H85V209L83 208ZM97 210V209H96ZM101 210V209H100ZM130 210V209H129ZM129 210H127V212H129V214L131 213V211H129ZM136 210H138L137 208H136ZM150 210V211H151ZM202 210V211H203ZM217 210V209H216ZM226 210H229V208L228 209H226ZM236 210V209H235ZM234 210V211H235ZM242 210V209H241ZM14 211H13V207H12V209H10V212H11V214H12V216H14L15 218H16V220H17V228L19 229V231H20V234H21V232H22V229L24 228V224H26V223H28V225H29V223H31L32 222V220L31 219H29V218H27V216H24V214H19V215H17V214H15L14 213ZM49 211V210H48ZM53 211V210H52ZM66 211V210H65ZM81 211V210H80ZM79 211V212H80ZM89 211V210H88ZM124 211H125V209H124ZM191 212H192V210H190ZM197 211H199L200 212V210H198L197 209ZM196 210H195V213L197 212ZM247 211V210H246ZM59 212H60V210H59ZM59 212H58V214H59ZM91 212L93 213V212H95V210L93 211V210H91ZM109 212V213H108ZM126 211H125V214L127 213ZM138 212V211H137ZM145 212H146V210H145ZM191 212H189V214H192ZM208 212V211H207ZM227 212V214H228V211H226ZM242 212H243V210H242ZM52 213V212H51ZM50 213V214H51ZM70 213V212H69ZM115 213H117V212H115ZM119 213V212H118ZM162 213V212H161ZM195 213L193 212V214L192 215H195ZM252 213V212H251ZM259 213V212H258ZM262 213H264V211L262 210ZM40 214V213H39ZM50 214H48V215H50ZM61 214H63V212H61ZM82 214V213H81ZM89 214V213H88ZM107 214H110V211H107ZM147 214V213H146ZM146 214H144V215H146ZM152 214H153V212L151 213V216L150 217H153L152 216ZM159 214V213H158ZM158 214H157V216H158ZM164 214V213H163ZM185 214H187V215H185ZM203 214V213H202ZM205 214V213H204ZM216 214V213H215ZM229 214H230V212H229ZM253 214V213H252ZM255 214V213H254ZM256 214H257V211H256ZM46 215V214H45ZM44 215V216H45ZM56 216H55V219H56V217H57V214H55ZM66 215H68V213L67 214H65V219H67L66 218ZM98 215H99V212H98ZM117 215V214H116ZM116 215H114V217L116 216ZM118 215H121L120 213L118 214ZM127 215H128V213H127ZM127 215L125 216L126 217V219L128 218L127 217ZM144 215H142L143 216V218H144ZM155 215V214H154ZM185 215V216H184ZM223 215V214H222ZM250 215V214H249ZM40 216L41 217H43L41 214H40ZM40 216H38L39 218H40ZM47 216V215H46ZM45 216V217H46ZM157 216H155V220H157L156 219V217ZM161 216H162V214H161ZM160 216V218H162ZM187 216V217H186ZM196 216H197V214H196ZM201 216V215H200ZM238 217H239V214L237 215ZM236 215L234 216V217H237ZM252 216V215H251ZM250 216V217H251ZM261 216V215H260ZM37 217V221H36V223L38 224V218ZM50 217V216H49ZM75 217L77 218V216L75 215ZM159 217V216H158ZM157 217V218H158ZM202 217H204V218H207L205 215H203ZM249 217V216H248ZM6 218V217H5ZM59 218H60V215H59ZM63 218V217H62ZM123 218H124V215H123ZM122 218V220H123V222H124V219ZM191 219H189L190 221L192 220V218H194L195 219V216H193V217H190ZM229 218H231V217H229ZM46 219V218H45ZM48 219V218H47ZM51 219V218H50ZM54 219V218H53ZM61 219V218H60ZM64 219V218H63ZM64 219V220H65ZM107 219V218H106ZM125 219V220H126ZM129 219V218H128ZM140 219V218H139ZM194 219H193V221H191V224H192V222H194ZM197 219V218H196ZM201 219V218H200ZM6 220H7V218H6ZM52 220V219H51ZM50 220V221H51ZM117 220V219H116ZM131 220V219H130ZM148 220V219H147ZM151 220L153 221V218H151ZM154 220V222L155 223H153L152 222V225L153 226H155L156 225V221ZM161 220V221H162ZM202 220V219H201ZM8 221V220H7ZM45 221V220H44ZM53 221V220H52ZM56 221H58V220H56ZM106 221H108V220H106ZM127 221V220H126ZM129 221V220H128ZM139 221V220H138ZM141 221H143V220H141ZM160 221V222H161ZM186 221H188L187 219H186ZM200 221V220H199ZM208 221V220H207ZM231 221V220H230ZM236 221V220H235ZM249 221H250V219H249ZM251 221H252V219H251ZM250 221V222H251ZM9 222V221H8ZM7 222V223H8ZM130 222V221H129ZM157 222H159V220L157 221ZM196 223H198V221H195ZM195 222H194V224H195ZM205 222V221H204ZM249 222V223H250ZM105 223H107V222H105ZM115 223H116V221H115ZM125 223V222H124ZM128 223V222H127ZM139 223V222H138ZM144 223V222H143ZM190 223V222H189ZM245 223H246V221H245ZM259 223H260V221H259ZM36 224V225H37ZM65 224V222H63V224L62 225H64ZM131 223H129V225H130ZM155 224V225H154ZM162 225H163V223H161ZM191 224H189V225H191ZM201 224H203V223H201ZM209 224V223H208ZM8 225V224H7ZM27 225V226H28ZM32 225H33V227H31V225H30V227H31V237L29 238V239H26L25 241H24V243L22 242V245H21V250H20V252H18V251H14V252H10L11 251V249H10V246H8L6 243H7V238H8V236L7 237H4L3 236V234L1 233V235H0V238H2V243H0V244H2L3 245V250H1L2 252H0V257L1 256H3V257H6L5 255V252L6 251H8V252H10V255H11V260H13L14 262L15 261H19V259L21 258V257H23L24 255H26V254H29L32 258H30L31 260L32 259H35V260H37L36 258H38V257H40V255L41 254H43L42 253V251L44 252V253H48V255L51 253V251H52V248L53 247H51V245H50V243L48 244V242L46 241V239H48L49 237L48 236H52L54 239H57V240H65L64 238H62V237H65L64 235H65V233H62V232H58V233H52V232H49L48 231V229H46L47 231H48V236L47 237H43V235L41 236V234L39 235L37 232H36V230H35V223H34V221L32 222ZM44 225H46L45 224V222H44ZM61 225V226H62ZM128 225V226H129ZM139 225V224H138ZM158 225V224H157ZM157 225H156V227H157ZM187 225V224H186ZM197 225H199L200 226V224H197ZM204 225V224H203ZM16 226V225H15ZM26 226V227H27ZM47 226V225H46ZM108 226V225H107ZM132 226V225H131ZM153 226H151V224H150V227L149 228H147V230L146 231H148V229L150 230V229H152L151 227H153ZM206 226V225H205ZM130 227V226H129ZM129 227H127V229L129 228ZM201 227V226H200ZM118 228H119V226H118ZM141 228V227H140ZM159 228V227H158ZM160 228H161V225H160ZM163 228V227H162ZM195 228V227H194ZM208 228V227H207ZM238 228L239 229H242L243 228V230L244 231H248V232H250L249 230H251V228H248V227H245V225H242V224H239L238 225ZM10 229V228H9ZM142 229H143V227H142ZM193 229V228H192ZM192 229H190V230H192ZM201 229V228H200ZM108 230V229H107ZM134 230H136V229H134ZM163 230V229H162ZM194 230V229H193ZM8 230H6V232L4 233V234H6V235H9V239H11V236L13 235L12 233H11V231H10V233L9 232H7ZM124 231H125V229H124ZM137 231H139V230H136L135 232H137ZM140 231H142V230H140ZM146 231H142V232H145L146 233ZM189 231V230H188ZM203 231V230H202ZM206 231V230H205ZM204 231V232H205ZM236 231V230H235ZM233 232V233H236V232ZM240 231V230H239ZM1 232H3V231H1ZM26 232V231H25ZM108 233H109V231H107ZM112 232V231H111ZM148 232H150V231H148ZM193 232V231H192ZM195 233L196 232H198V231H194ZM193 232V233H194ZM238 232V231H237ZM9 233V234H8ZM19 233V232H18ZM46 233V232H45ZM152 233H153V231H152ZM162 233V232H161ZM206 233V232H205ZM230 233H232V232H230ZM244 233V232H243ZM242 233V234H243ZM260 233V232H259ZM12 234V235H11ZM27 234V233H26ZM76 234H78V231L76 230V229H73V230H68V232H67V235H69L71 238H70V240H66L67 241V244H72V242L74 241V239L76 238ZM112 234V233H111ZM119 234V233H118ZM132 235H133V232L131 233ZM138 234V233H137ZM209 234H211V233H209ZM227 234H229V233H227ZM241 234V235H242ZM249 234V233H248ZM11 235V236H10ZM102 235H104V232L102 233ZM132 235H131V237H132ZM142 235L144 236L143 238H146V235L147 234H145L144 235V233H142ZM150 235H151V232H150ZM161 235V234H160ZM192 235H194V234H192ZM191 235V236H192ZM224 235V234H223ZM233 235H235V234H233ZM232 235V236H233ZM236 235H237V233H236ZM90 236V235H89ZM148 236V235H147ZM156 236H158V233H157V235ZM196 236V237H195ZM197 236H199V235H194V240L195 241H198V240H196V239H198L197 238ZM200 236L201 237H206L205 235H203L202 236V233H200ZM207 236H208V234H207ZM212 236H213V234H212ZM212 236H211V238H212ZM231 236V237H232ZM251 236V235H250ZM120 237V236H119ZM151 237H153L152 235H151ZM164 237V236H163ZM210 236H208V237H206V238H209ZM222 236H219L218 238H221ZM226 237V236H225ZM225 237H223V238H225ZM252 237V236H251ZM251 237H248V238H251ZM254 237H255V235H254ZM5 238V239H4ZM12 238H13V236H12ZM20 238V237H19ZM89 238V237H88ZM99 238H102V237H99ZM99 238H95V240L94 241H96V239H98L99 240ZM136 237H134V239H135ZM159 238V237H158ZM165 238V237H164ZM163 238V239H164ZM191 238V237H190ZM200 238V237H199ZM204 238H201V240L203 239V241H204ZM218 238H217V240H218ZM222 238V239H223ZM256 238V237H255ZM255 238H253V239H255ZM259 238V237H258ZM8 239V240H9ZM21 240H22V238H20ZM104 239V238H103ZM117 239V238H116ZM127 239L128 238H126L125 240L127 241ZM130 239H132V238H129L128 240H130ZM134 239H132V240H134ZM149 239H150V237L148 238V240L147 241H149ZM152 239V238H151ZM157 239V238H156ZM97 240V241H98ZM136 240H137V238H136ZM158 240V239H157ZM224 240V239H223ZM11 241V240H10ZM13 241H14V238H13ZM13 241H12V243H10L9 241V245H11V247L13 246ZM66 241H63L64 243H66ZM125 241V242H126ZM144 241V240H143ZM146 240H145V243L147 242ZM151 241V240H150ZM189 241H191V240H189ZM189 241H187L188 243H189ZM200 241V240H199ZM203 241H201V244L203 243ZM219 241V240H218ZM229 241V240H228ZM15 242V241H14ZM112 242V241H111ZM110 241H109V243H111ZM116 242H117V240H116ZM132 242V241H131ZM130 241H129V243H131ZM135 242H138V240L137 241H135L134 240V243ZM205 242V241H204ZM16 243V242H15ZM14 243V244H15ZM94 243V242H93ZM128 243V242H127ZM128 243V244H129ZM143 243V242H142ZM142 243H140V244H142ZM154 243V242H153ZM158 243H159V241H158ZM88 244H90V243H88ZM87 244V245H88ZM124 244H126V243H123V245ZM136 244V243H135ZM139 244V247H141V245ZM147 245H144V246H147V248H144V249H148V243H146ZM190 244V243H189ZM212 244V243H211ZM58 245V244H57ZM73 245V244H72ZM74 245H76V244H74ZM107 245V244H106ZM117 245H120V244H117ZM130 245V244H129ZM149 245H150V243H149ZM191 245V244H190ZM190 245H189V247H190ZM210 245V244H209ZM242 245H244V242H243V244ZM264 245V244H263ZM63 246V245H62ZM114 246H115V249L116 250H118V248H116V245L114 244ZM138 245H136V247H137ZM188 246V245H187ZM112 247H113V244H112ZM77 248V247H76ZM114 248V247H113ZM125 248V247H124ZM127 248V251H125L123 248V252L125 251V253L127 254L128 252H129V250H128V246L126 247ZM138 248V247H137ZM143 248V247H142ZM141 248V249H142ZM151 247L149 246V249H150ZM155 249H156V247H154ZM186 248V247H185ZM190 248H193V247H190ZM62 249V248H61ZM115 249L113 250V251H115ZM131 249H132V247H131ZM139 249V248H138ZM138 249L137 250H135V251H138ZM148 249V250H149ZM160 249V250H161ZM170 249V250H171ZM187 249V248H186ZM45 250V251H44ZM81 250V249H80ZM133 250H134V248H133ZM151 250V249H150ZM152 250H153V248H152ZM151 250V251H152ZM158 250H159V248H158ZM162 250V251H163ZM176 250V249H175ZM262 250H263V246H262ZM261 249H260V251H255V255L256 254H258V253H260L261 251H262ZM57 251V250H56ZM72 251V250H71ZM109 251V250H108ZM112 251V250H111ZM121 250H119L118 252H120ZM139 251H140V249H139ZM242 251V246L241 245H239V252L238 253H240ZM54 252V251H53ZM52 252V253H53ZM103 252V251H102ZM123 252H121V253H123ZM153 252H154V250H153ZM173 252V251H172ZM178 252V250L176 251V253L175 252H173V254H178L177 253ZM182 253L184 252V254L183 255H185V251L184 250H182L181 251ZM188 252V251H187ZM208 253V257H211L212 255H214V253L213 252H208V250H205V249H203L202 251H201V253L199 254V256L200 257H203L204 256V254L205 253ZM2 253V254H1ZM55 253V252H54ZM53 253V258L55 257V254ZM59 253H62V251H60V252H58V254ZM101 253V252H100ZM109 253H111V252H109ZM116 253V252H115ZM143 253H144V251H143ZM155 253V252H154ZM163 253V252H162ZM161 253V254H162ZM238 253H236V254H238ZM241 253H243V252H241ZM240 253V254H241ZM262 253V252H261ZM260 253V254H261ZM63 254H66V253H63ZM62 254V255H63ZM98 254V253H97ZM113 254V253H112ZM166 253H164V255H165ZM229 254V256H231V252L230 253H228ZM45 255H47V254H45ZM114 255V254H113ZM133 255H136V254H133ZM150 255V254H149ZM227 255V254H226ZM233 255V254H232ZM264 255V254H263ZM58 256V255H57ZM74 256V255H73ZM79 256V255H78ZM77 256V257H78ZM81 256V255H80ZM83 256V255H82ZM81 256V257H82ZM137 256V255H136ZM168 256H169V253H168ZM178 256H179V254H178ZM178 256H176V257H178ZM186 256V255H185ZM187 256H188V253H187ZM186 256V257H187ZM235 256V255H234ZM42 257H43V255H42ZM48 257L49 256H47V259H48ZM50 257H51V255H50ZM59 257H61V255L59 254ZM62 257H64V255L62 256ZM132 257V256H131ZM149 257V256H148ZM172 257L174 258V256L172 255ZM184 257V256H183ZM185 257V258H186ZM213 257V256H212ZM241 257V256H240ZM27 257H23L22 258V260H24V262L22 261V263H25V261H29V259L28 260H25ZM58 258V257H57ZM65 258V257H64ZM97 258V256L95 257V259ZM150 258V257H149ZM152 258H154V257H151V260H152ZM173 258H172V260H173ZM223 257H221V256H215L214 257V263L215 264H221L219 261H223V260H221ZM264 258V257H263ZM4 259H6V258H4ZM46 258H45V260H47ZM63 259V258H62ZM89 259V258H88ZM176 258H174V260H175ZM187 259V258H186ZM233 259V258H232ZM39 260V259H38ZM50 260H52V259H50ZM49 259L47 260V261H50ZM58 260V259H57ZM133 260V259H132ZM143 260V259H142ZM153 260H155V259H153ZM164 260V259H163ZM162 260V261H163ZM173 260V261H174ZM46 261V262H47ZM55 261H56V258H55ZM55 261L53 260V263H55ZM58 261H60L61 262V260L59 259ZM58 261H56V263L58 262ZM83 261V260H82ZM87 261V260H86ZM89 261H90V259H89ZM134 261V260H133ZM185 261V260H184ZM183 261V262H184ZM14 262H12L11 264H13ZM38 262V261H37ZM45 262V263H46ZM142 262V261H141ZM151 262V261H150ZM167 262V261H166ZM192 262H193V260H192ZM190 263V264H193L194 262H196V259L194 260V262L193 263ZM17 263V262H16ZM78 263H79V261H78ZM139 263H140V261H139ZM148 264H149V262H147ZM168 263V262H167ZM246 263V261H245V259H243V261H241L240 262V264H245ZM255 263V262H254ZM33 264V263H32ZM34 264H36L35 262H34ZM40 264V263H39ZM43 264V263H42ZM47 264V263H46ZM50 264H52L51 262H50ZM59 264V263H58ZM89 264V263H88ZM130 264H134V263H130ZM153 264V263H152ZM165 264V263H164ZM175 264H177V262L175 263ZM196 264V263H195Z\"/></svg>",
  "mask_w": 264,
  "mask_h": 264
}]
</instances>
